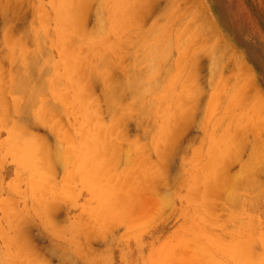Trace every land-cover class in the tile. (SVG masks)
<instances>
[{
    "label": "rangeland",
    "instance_id": "1",
    "mask_svg": "<svg viewBox=\"0 0 264 264\" xmlns=\"http://www.w3.org/2000/svg\"><path fill=\"white\" fill-rule=\"evenodd\" d=\"M15 1L14 0L13 1L12 0H8V1L7 0H0V27H1L0 31L3 30L2 32H0V35H2L0 37L3 39L5 38L4 39L5 41L0 38V47H1L0 48L1 49L0 50V87H1L0 88V104H1L0 105V109H1L0 110V264H18L17 261L19 262V264H23V263L24 264H26V263H28V264H34V263L35 264H41V263H45V264H235L234 261H235V259L237 260V258L235 257L237 255V252H238V256L241 257L239 259V261L242 259L240 262L241 264H248V263H246V259H248L250 264H264V206L260 207V205L262 204V201L259 204H257V205H259V207L257 205L252 204L253 207H251V208H253V209L249 210L250 207L247 204L250 205V203H247L246 207H244L245 203L243 204V202L241 201L242 199H244V195L247 193V191L245 189L240 188V187L238 189H236V191L238 190L237 192H239V190L241 192V198L239 200L240 201V203H239V201L237 202V199L240 197V195L237 192H235V191L233 192V190L232 191L225 190V193H224V190L221 189L223 187L219 188L220 187L219 184L216 183V187H218V191H217L215 184L210 185V183H209V182H211V180H213V182H214L215 179H217L216 182L219 181L218 183H220V180L225 181L224 179H225L226 175H227L226 180H228V178L230 176V175H228V172H229V174H232V175L233 174L235 175V173H236L237 179L241 180L242 176L244 178V176L246 174L250 175V173H251L250 170L251 169L253 170V168L255 167V166L253 167V159H252L251 151H252V149L255 148L253 143H256L259 140H261V138H260L261 133H259L258 130L254 129L251 125H249V126H251V130H253L255 133H253V131L251 132L249 130L248 124H250L251 123L250 121L253 120V119L252 120L250 119V113H251L250 110L252 111L251 114H254L253 115L254 117L259 115V116H262L261 120L264 119L263 118L264 117V102H263L264 101V0H262V1H258V0H207V1L205 0L204 1V0H201L199 2V4H201L202 1L206 2L204 4H205V6L208 5V8L211 5V7H210L211 9L210 10L208 9L209 10L208 14L210 16L207 15V17H211L212 19H210V22L212 20L213 23H215L213 25L214 27L211 26V28L213 27V29H214V30L212 29V34L214 35L215 30H216L215 27L217 26V29L218 30L220 29V33H222V34L219 33L218 35L222 36L223 37V38L221 37L222 40L224 39V42L226 43L227 48L226 47L223 48V53H222L223 56L225 55L224 56L225 60H226V57L228 58L226 60V62H224L225 65H228L229 67H231L230 66L231 64H229V63L232 62V60H231L232 55L230 56V54L228 55V53H231L232 49H233L232 51H236L237 54L243 60L242 64H244V65L241 64L240 67L233 65V69H235V72H236V74H235L236 79L231 80L232 84H230V83L228 84L229 81L227 82V84L225 83V86H227V88H228V86L230 88L232 86H234V89L236 88L235 89L236 95L231 93L232 92V91H230L231 89L230 90L228 89L229 91L226 93H223L221 91L219 98H217V99H214V97H213L214 95L212 96V94H214L213 92L215 91L216 83L215 84L211 83V81H210L211 79L209 78V76H206L210 72L209 69L207 70V67H208L207 65H209V62L211 59V57H210L211 54H209V52L207 51V46H206V45L209 46V44H205L203 41L202 42L203 45L205 44V46L202 47L203 49L200 47L201 45H199L198 48H200V49L198 50L196 47L195 48L196 52H194V54L192 53V51H190V53L188 52V54L185 56V53L183 52V55H184L183 57L187 58V59L183 58L184 59L183 61H182V59L180 60V58H178L179 61H176V59H177L176 57L177 56L179 57V55H180L179 53L182 50L180 52H178L179 49L174 50V47L176 49V46L174 45L172 52H171L172 56H173L171 58V60H172L173 64L178 63V62H180V63L178 65L177 69H174V71H171V76H173L171 78L173 81L175 80V82H173V84L175 83L174 86H171V87H174V88H172L173 91L170 90L172 92V95H171L172 97L170 96L168 99L163 98V94L161 92L163 90L160 91V89H159V92L157 94V96H158L157 99H159V102H158V100H156V102H157L156 104L160 103L159 105L164 107V111H166V112L168 110L169 111L167 112L168 114L166 113L167 116H162L160 113L157 114V126H159L158 127V133H157L158 137L157 136L153 137V138L157 137V139H155L157 142L156 145H155V143H145V144L139 143L138 145H136L137 143H135V144H132V143L129 144L128 143L129 145L127 143H122V141H124V140H125L124 142H128L129 136L132 139H133V137L134 138L141 137V139H145L147 142L148 136L146 134H144L145 132H143L142 127L139 128L140 125L136 122V120H134L133 118H131L132 119L131 120L130 117L128 118L127 115H125V117H124V115H121V116L119 115L117 122H118V125L120 124V127L123 131H121V129H120L121 133H119L118 128H120V127L117 125H116V127L118 130L117 129L116 130L118 131L119 135L123 134V132L127 133V135L123 134L124 137H123V135H121L122 141L121 140L120 141L122 144H120V142H119L120 146L116 145L118 143L109 144V146L111 148H112L111 145L113 144L112 149L114 151H117V150H115V149H117V147L119 150L117 151V153L114 151H111L110 155L112 154V152L114 154L111 155L112 157L108 156V158L112 161L113 160L116 161L118 159L116 161L118 163L113 161V163H111L110 165L106 166V164H105L102 167H100L101 169L104 168L106 171H104V173H102V174L100 171H98L96 173V176H97L96 178L93 177L91 172H90V174H91L90 176H92V179H90L91 177L88 176L87 173H86L87 175L84 174L85 172L82 173L85 178L80 173V169L82 168L81 165H84V163H82V162H85V160L82 161L79 159L80 153H78V152L81 148H82L81 153L83 151H85L83 149H87V148H85V146L80 147L81 146L80 144L82 143L81 137L86 135L87 131H91V129L89 130L87 128H89V127L92 128V125L94 124V121H91V118H90V121L84 122L82 115L85 117V116H87V114L85 111H83V113H79V111L82 112V109H83V108H81L80 104L78 105V103H80V102L72 100L73 102L71 101L72 102L71 103L68 100L69 97H67L66 99L68 100L67 102H69V104L66 105L65 103H63L64 101H62V99H63L62 97H64L65 95L60 98L61 99L60 101H62L60 103L61 106L59 103L57 104V102L59 100H57V101L55 100L57 107H58V105L60 106V111L58 109L59 107L57 108V110H54V114H53L52 118L55 117V119H54L55 122L52 121V118L50 117L52 125H49V123H51V122H48V121L44 122V120L41 121V119H43V118H41V117H43V116H41V114H43V111H42L41 107H38V105L41 101L39 99L40 98L39 96L42 94H40V93L36 94V95H38L39 98L37 96L36 97L40 101L38 100V103H36L38 105L31 107L29 110V109L25 108V105H27L28 102H26V101L23 102L24 101L23 99H19L20 97L23 98L24 95L22 94L23 95L22 96L21 94H19L17 92V89H15L16 94H14L15 91L12 92V90L15 88L14 87L15 82H14V79H12V77L7 76V74H9V73L6 72V71H8L7 69L9 68V66L7 68V65H10V63L9 64L7 63V60H9L10 57L6 56V53L3 50V49L6 50V47L9 49L8 40L6 41L7 37L6 36L4 37V35H6L4 30L5 31L8 30L9 26L14 27V29H15V27H16V29L20 28V29H17L19 32L23 26H25V25L29 26V24L31 23V25L28 28L27 27H23V28L29 29L32 27L36 30H39V33L41 32L40 34L42 35V37H44L43 40L41 39V41H42L43 45L45 43V47L42 45L41 42H40L41 43L40 46H41V48L43 47V49L45 48L44 50L46 52L44 51L45 53H43V51H42V53L47 55L46 60H48V61L50 60V63L48 62L49 66H48V63H46V62H44V64L47 65V67H48L47 69L51 70L50 73H48V74H51V72H52V74H51L52 77H50V75H47V73H45L43 71L41 73L46 74L47 76H49V78H55L54 72H56V74H57V72H60L59 75L62 74L61 72H64V70L61 71V69H63V66L61 65L62 63L59 59L60 51H58L59 50V48H57L58 45L56 47L54 43L52 44V42H49V41H51L49 39H52V37L50 38L51 35L48 32L47 27H49V30L50 29L52 30L51 34H52L53 40H54L55 39L54 38V35H55L54 32L55 31L54 30H56L55 28L56 27L58 28V25L60 24V23L58 25L56 24V23H58V21H57L58 19L56 20V14H55L56 11L52 7L51 0H37L36 3H34L35 0H17L16 2ZM139 1H142V0H138L135 3H138ZM186 1H188L187 3L190 5H187V3H185ZM190 1H192V3L197 2V0H195V1L194 0H183V2L186 5L184 3L180 4L181 2L179 4H177V1L175 2L177 4L175 6V10L177 11V13H176L177 15H174V13L176 12L174 10L172 13V16L170 17L169 22H168V24L171 23V27H169V29L167 27V32H168V30H170L172 28L170 30V32H171L170 33L171 34L170 40H172V41L168 40L170 43L172 42V44H173V40H174V38L172 36H174L175 34L177 35V32L179 33L180 31H182L183 28L186 27L191 22V19H193V17H192L193 12H191V9L193 11V7L196 8L197 5L194 6L196 4L195 3L192 6V3ZM75 2L79 3V4H77L79 6L78 7L79 10H80L81 6L83 8V10H80L81 11L80 13H78L79 11L78 12L75 11V13H78V15L77 14L75 15L76 20L74 18L73 19L75 20L77 27L80 29L82 28L85 31H90L91 28H95L96 24H98V18L97 17H99L98 12L96 11L97 9L94 8V7L98 8V6H95L97 3V0H93V1L92 0H84V1L78 0ZM32 3H33V5H30ZM85 3H87V4L85 5ZM135 3H134V5H135ZM139 3L137 5H139ZM141 3H140V6L141 5H143V6H141V8H139L140 6L138 7L140 9V11L138 10L137 5H136L137 10H136V12L134 11V13H133V11L130 12L131 11L130 7L128 10V7L126 8V6H123V7H125L124 9L127 10L126 12L129 11V14H131V13H132V15L135 13L137 14V11H139V14H137L138 18L136 16V14L134 15V17H136V18H132V20L134 19V22L132 20H131V22L130 21L127 22L126 27H127V29H130V31L127 30L126 33L128 32L127 34H129V33L130 34L126 35V33L123 32L121 35L124 34V36H122V37H121V35L118 36L121 39L126 38L127 40H129V37L134 38L135 33L133 31H135V32H136V30L139 31V28L136 25L139 26L142 23L143 25L142 24L141 25L144 28V25L150 21L149 19H151V17L155 16V14L159 13L161 11V9H163V7L165 5V0H143V2H141ZM209 3H212V4L209 5ZM35 4H38L40 6V8H38V9H41L40 12H36V8H34V11H33V7L34 6L37 7V5H35ZM204 4H203V8H202V6L199 9L194 8L196 10L195 12H197V11H199L198 13L201 12L200 15L201 14H204V15L207 14V13H205V11L208 12L206 10L207 7H205ZM17 5H20V6H17ZM181 5H183V7ZM188 6H191V9H189L190 7H188ZM212 6L214 8H212ZM24 7H26V9ZM134 7L135 6L131 5V9L134 10L135 9ZM180 8H182L183 10ZM184 8L185 9L187 8V9L185 10ZM178 9H180V11H182V12L184 11V12L183 13L181 12V14H180V11ZM187 10H188V13L190 10L189 15H191V17L188 15ZM212 11H214V12H212ZM173 15L175 16V18ZM215 16H217V17H215ZM135 19H140L138 21H141V23H139V24L135 23L136 22ZM180 19H183V20H180ZM42 20H44L43 21L44 25L47 24L46 25L47 27L42 26L43 23L42 24L39 23ZM185 20H186L187 24H186ZM188 20H190V21H188ZM26 21H29L30 23L26 22ZM142 21H144V22H142ZM176 21H178V22L181 21V22L178 23ZM45 22H46V24H45ZM24 23H26V24H24ZM131 23H135V25L131 26L132 25ZM150 23H151V21H150ZM184 23L186 26L181 25ZM128 24H130V26ZM211 24H212V22H211ZM4 25H5V27H2ZM149 25L147 24L146 26L148 27ZM6 26H7V28H6ZM88 27L89 28L91 27V28L89 29ZM179 27L180 28L183 27V28L179 31L178 30ZM2 28H4V29H2ZM131 28H133V29H131ZM43 29H45V31L46 30L47 31L45 32ZM176 29H177V31H176ZM173 30H174V32H173ZM217 32L218 31L216 30L215 34H217ZM2 33H5V34H2ZM137 33H139V32H137ZM19 34H20V32H19ZM43 34H44V36H43ZM133 34H134V37H133ZM170 34L168 36H170ZM212 34H211V37H212ZM18 35H17V37L21 38V36H18ZM166 35L167 34H165V36ZM176 35H175V37H176ZM46 36H48L49 38ZM14 37H16V36H14ZM17 37H16V39L18 40ZM215 37H217V36L214 35V39H216ZM8 39H10V37ZM24 39L25 38H23L22 40H24ZM214 39L212 38V40H210V41L214 42ZM10 41H11V39H10ZM19 41L22 42L21 40H19ZM121 41L118 43V40H117V44L122 45V44H125V42H126V41L123 42V40H121ZM219 41H221V39ZM1 42H3V43H1ZM16 42L17 41H13V43H16ZM212 42L210 45L213 46ZM49 43H50V45H49ZM18 44H19V42H18ZM222 44H223L222 46L224 47L225 46L224 43H222ZM11 45H10L11 52H12V54L14 52V56H15L16 51L12 50L13 46H11ZM26 45L28 47L30 46L27 43H26ZM4 46H6V47H4ZM20 48L21 47H19V49ZM30 49L31 48L29 47V50H27V51H31ZM209 49L211 51L212 47L210 48V46H209ZM22 50L26 51V47H25V49H22ZM175 51H177L178 54ZM1 52H2V54H1ZM19 52L17 51L16 53H19ZM40 54H41V51H40ZM189 54H191L192 56L190 55V57H189ZM6 57H8V59ZM48 57H50V58H48ZM43 58L45 60V55H43ZM174 58H175V62H174ZM113 59H115V57ZM51 60L54 63L53 62L51 63ZM110 62H109V65H112V63H113V66H114L116 64V62H112V61H110ZM50 64H52V66ZM176 65L177 64H175L174 67ZM55 66H56V68H55ZM115 66H118V65H115ZM50 67L53 70L50 69ZM116 68L117 67L114 68L116 73L114 71H112V74L109 73V75L113 76L114 73L119 74L117 72L119 70V66L117 69ZM114 69H112V70H114ZM207 71H209V72H207ZM172 73H173V75H172ZM194 73H195V75H194ZM6 76L10 79L5 78ZM43 76L44 75H42L41 77H43ZM207 77L209 79H207ZM49 78L44 77L46 82H47V79H49ZM182 79L183 80L185 79L184 81H186V80L187 81L184 82ZM41 80H43V79L41 78ZM169 80H170V78H169ZM169 80H168V82H169ZM207 80L210 81V82H208L209 83L208 87L206 85ZM51 81L52 80H48V83H47L48 85L51 84L50 86L45 85L46 90H47V88H48V90L51 89V91H52V89H54V85H52L53 82H51ZM182 81L184 83H182ZM49 82H51V83L49 84ZM165 82H167V81H165ZM165 82L163 83L164 85L167 84ZM189 82H192L194 84V86H196V88H197L196 91L190 90V94H188L189 91L187 92L186 89H184L186 87H189ZM3 83H4V85H3ZM171 83L172 82L170 81L168 90H169V88H171L170 87ZM10 84H11V86L14 85L13 86L14 88L10 87ZM173 84H171V85H173ZM183 84L184 85L187 84L188 86L184 87ZM162 85H160V86H162ZM164 85H163V87H164ZM181 85H183V87ZM210 85H212V86H210ZM235 85H238V86L236 87ZM99 86H100V88H99ZM101 86L102 85H101L100 81H96V80H93L92 82L89 81L88 83H86L83 86V91H85V93H88L91 97H94V98L99 100V105L102 109V115H103L102 117H104L103 119L106 120L107 113H105V114L103 113V112H105L104 107L106 104L102 100L103 93H102V87ZM3 87H5L4 90H3ZM60 87L61 88L58 90L59 91L58 93H60V90H62V92L64 93L65 91H63V90H65V88L62 86H60ZM181 87H182V89H181ZM206 87H207V89H206ZM202 89H204L205 91ZM209 89H211V90H209ZM46 90L43 89V91H45V92H46ZM48 90H47V92H48ZM66 90H67V87H66ZM71 90L73 91V89L69 88L68 92L70 94H73ZM183 90H184V93L186 92L188 94V95L184 94V95L188 96V99L182 100L180 98L183 95L182 94ZM43 91H41V93ZM45 92H43V94ZM47 92H46V94H47ZM54 92H55V90H53L52 94H53V96L56 97ZM62 92H61V95L63 94ZM68 92H67V95H70ZM167 92L168 91L164 92V96H166V97H167ZM49 93L47 94V97H49ZM237 93L240 96L239 95L237 96ZM13 94L15 96H13ZM46 94L41 96V97L44 96L43 100H44V98L47 99V97H45ZM228 94H229V96L232 94L231 96H233V97H231V99L228 97V100H227L226 95H228ZM50 95H51V93H50ZM61 95L59 94V96H61ZM253 95H255V96H253ZM55 97H54V99H56V98L58 99V97H56V98ZM207 97H208V99H207ZM224 97L226 98V100ZM15 98H17L18 100ZM172 98H173V100H172ZM177 98L178 99L180 98V99L177 100ZM241 98H242V100H241ZM48 99H49V101H50V99H52V102L54 101L52 96H51V98H48ZM12 100H14V102ZM20 100H22V101H20ZM101 100H102L103 104H101ZM230 100H232V101H230ZM233 100L236 103L235 105H233L234 104ZM15 101L17 102V104L20 102V105L21 104L22 105L19 108H17L18 105L17 104L15 105V103H16ZM178 101H179V103H178ZM225 101H228V102H226V103H228L227 105H226ZM237 101H238V103H237ZM241 101H242V103H241ZM192 102H194V103H192ZM244 102H245V104L243 105ZM239 103L242 105H240ZM250 103H253V105L251 104L252 105L251 109H250ZM48 104H50V102ZM72 104H74L75 107ZM174 104H175V106H174ZM178 104H179V106H178ZM218 104H219V106H218ZM221 104H222V106H221ZM51 105H53V104L51 103ZM254 105H255V108L257 107L256 109H258L257 111H259V112H256V109H254L255 112L257 113V115H255V113H253ZM259 105H260V107H259ZM62 106L63 107L67 106V108H69V109H67L65 107V117H64V113H63L64 111H61ZM224 106H227V107L224 108ZM234 106H236V107H234ZM36 107H38L41 110V111L39 110V112H41L40 115L34 113L36 117L40 118L39 119L40 121L37 120V118H35L33 116L34 115L33 112L31 113V109H33V110L38 109ZM215 107L218 109H216ZM78 108H80L79 111H78ZM204 108H206V109H204ZM226 108H227V110H226ZM237 108H238V111H240V112L237 111ZM87 109H89V108H87ZM62 110H64V109H62ZM244 110L247 112H245ZM231 111H232V113L230 116L228 114ZM242 111H244L245 113H243ZM59 112H61L62 114H58ZM66 112H69V114ZM90 112H91V108H90ZM23 113H24V115H23ZM212 113H213V115H212ZM214 114H216L217 118H216V116L213 117ZM237 114H238V116H237ZM244 114H245L244 121H242ZM57 115L58 116L60 115L63 118L59 117V119H58ZM158 115H159V117H158ZM202 115L204 116V119H205V115L206 116L208 115L206 117V120L203 119ZM56 116H57V118H56ZM221 116H223V117H221ZM226 116H228V118ZM235 116L237 118H235ZM87 117L89 118V116H87ZM239 117L242 119H240ZM48 118H47V120H48ZM251 118H253V117L251 116ZM255 118H257V117H255ZM259 118H257V119H259ZM227 119H228V121H225ZM33 120H35V121H33ZM202 120H203V122L205 121L204 124H203ZM214 120H215V122H214ZM216 120H218V122ZM232 120H233V122L235 121L234 125H233ZM245 120H247V122H248L247 124L245 123ZM261 120L259 119V120L253 121V122L255 123V125L259 124L258 126H260V125L264 126L263 125L264 122ZM23 121H26V122H23ZM37 121H38V123H37ZM57 121L58 122L61 121L60 122L61 124L64 122V124L61 125ZM131 121H132V123H131ZM208 121H210L211 124ZM219 121L220 122L222 121L221 124ZM241 121L244 124H242ZM259 121L262 123L260 124ZM56 122L58 123V125ZM117 122H116V124H117ZM83 123H85V124H83ZM134 123H135V125L137 124L136 126H138V127L133 125ZM53 124H56V127H54L55 125L53 126ZM80 124H81V126H80ZM97 124L98 123H96L95 125H97ZM170 124H172L171 125L172 127H170ZM202 124H203V126H202ZM175 125H176V127H175ZM237 125H238V128H236ZM239 125L241 127L243 125V127L241 128ZM245 125H246V128H244ZM18 126H19V128H16ZM64 126L66 128L67 127L69 128V131L66 133L70 132L71 136H69L68 134L65 135L64 134L65 132L62 133V129H63V131L65 129ZM262 126H260V127L262 128V130H264V127H262ZM28 127H29V129H28ZM94 127H96V126L93 125V129H94ZM209 127H211V128H209ZM20 128H23V130H21ZM25 128L28 130L27 131L28 133L26 132ZM54 128H56V129H54ZM170 128L174 129L171 131V133H169ZM60 129H61V131H60ZM245 129L249 130L250 132L246 130L248 132V133H246L244 131ZM20 130H21L22 134H24V132H25V135L21 134L22 136H24V138L22 136H20V134L16 135V131L20 132ZM52 130L54 131V133ZM203 130L205 131V134H204V132H202ZM174 131H175V133L176 132L177 133L172 134V132H174ZM256 131H257V133H256ZM229 132H231V134L233 136L235 135V137H233ZM162 133H164V134H162ZM165 134L167 136L166 138H165ZM170 134L172 136V139H171V137H168V136H170ZM243 134L245 136H242ZM254 134H256L257 136L259 135L258 140H256L257 136H255ZM29 135L31 137H29ZM37 135L39 138L37 137ZM62 135H65V137L68 136L67 138H71L72 140L70 139V141H76V142H73L75 145H72L73 143L72 142L70 143L68 141V139L66 142L65 137L62 138ZM201 135L202 136L204 135V142L202 141L203 145L200 144L201 140H203V139H201V138H203V137H201ZM236 135L238 136V138ZM207 136H208V138H207ZM231 136H232L233 141L236 145L235 148L232 145L233 142H232V139H230ZM27 137H28V139H27ZM22 138H23V141L25 139L26 142L30 141V143H32L33 141L36 142L37 139L39 140L41 138L42 139L41 141H43L42 145H44V143H46L47 146H49L50 148L48 147V149H47L46 144L44 145V147H42V145L37 146V144H36L37 142L36 143L34 142V144L32 143L31 145H29L30 143L27 142L26 144L31 146V148H30L31 152L30 153L25 152V150H28V148H29V146H28V148L25 150H23L24 148H22V150L25 152V153H22L23 151L22 152L20 151L21 150L20 148L23 147V144H24L21 141ZM30 138H31V140H30ZM167 138H169V139H167ZM236 138L239 140H237ZM17 139H20V141H18ZM61 139H62V141H60ZM210 139H212V140H210ZM145 140H144V142H145ZM160 140H161V142H160ZM167 140H169L168 141L169 145H167V142H166ZM173 140H175V141L172 142ZM199 140H200V142H199ZM59 141H60V144L58 143ZM229 141H231V142H229ZM235 141H237V142H235ZM196 143H197L198 147H197ZM212 143H223V144H225L224 146L226 149H228L229 147L233 148V149L229 148L230 149L229 151L227 150L228 152H231V153H229L230 156H227L228 153L227 154L225 153L226 154L225 158H222L220 160V162L223 166L218 165L219 160H217V158H218L217 151L213 150V148L211 147ZM19 144H22V146L21 145H20V147L17 146ZM35 144H36V146H35ZM82 144H84V143H82ZM92 144L94 145V143H92ZM125 144H127L129 146L126 148H131V145L132 146L135 145V147H138L140 145V147L141 148L143 147L144 150H143V148L141 149L140 147L135 149L133 146L134 149L131 148L130 154H128L126 156V153H125L126 149H124L126 146ZM226 144L231 145L232 147L231 146L226 147ZM53 145H54V147H53ZM76 145L79 146V148H77L78 146L76 147L77 153H76V150L74 148V146H76ZM87 145L88 144H86V146ZM104 145L105 144L100 145V143H98V146L94 145L97 147V150H95V152H97V157L99 159L101 157V159L103 160L100 162V166L102 164L106 163L107 162L106 160H108V158L107 159L105 158V156H107V155H104V154H106L105 151H107V149H105L103 147ZM114 145L116 146V148ZM164 145H166V146H164ZM243 145H244V147H243ZM26 146H25V148H26ZM65 146H70V147L72 146V147H71V149H69L70 147H65ZM89 146H90V144H89ZM158 146L160 148L163 147L165 149V151H167V152L164 154L165 151L161 150ZM33 147H36V148H33ZM41 147L43 148L44 152H45V150H47V152H45V153L47 156L49 155L48 159L51 158L52 160L55 161V162H53L54 166L51 167V169L53 170V168H54L56 172L54 170H53L54 172L50 171V168L49 169L43 168V166L47 167V168L49 165L51 166L50 162H49V165L48 164L46 165V163L48 161H50V159L49 160L47 159L46 163L44 164L41 162V160L44 158L42 156L40 163H42L44 165H41L38 162L39 157L41 156L42 153H44V152L41 153V151H42ZM90 147L93 149L92 145ZM96 147H94V148H96ZM105 147H108V145H105ZM240 147H241V150H239ZM67 148L69 151L67 150ZM100 148L103 149L102 150L103 152H100ZM111 148H109V149L111 150ZM32 149H34V151L36 149H38V150L36 152H34ZM121 149L122 150L124 149L125 154H123V151H121ZM139 149H141V150H139ZM48 150L51 152H49ZM53 150H55V151H53ZM62 150H64V151H62ZM73 150L75 153L72 152ZM87 150H86V152H87ZM110 150H109V152H110ZM136 150H138V153ZM119 151H121V152H119ZM134 151H135V154L137 153L136 155L135 154L133 155ZM140 151L142 153L144 151L145 154L143 153V155L147 156V154H149L148 155L149 158L151 157L153 159V160H151V159L150 160L152 162L156 163V164H154L150 161L151 165H153V166L156 165L154 168L153 167L151 168L152 171H154V169H155V171H154L155 173L153 172V174H152V171H150L151 169L149 168L147 170L150 173L147 175L148 171H146V169H143V168L150 167L149 166L150 164L147 163L149 159L148 158L145 159L146 156H143ZM196 151L197 152L199 151L200 155H198V153ZM234 151H235V154H234ZM86 152H83V153H86ZM93 153H94V151H93ZM115 153L118 156H116ZM25 154H27V156L30 155L29 158L31 157V159H30L31 162H29V163L27 162L29 164L28 166H26L25 159H28V158L26 157ZM38 154H39V156L37 157L36 155H38ZM76 154H77V156H76ZM225 154H222V157ZM22 155H24L23 158L26 157L24 159V161H22L23 160ZM32 155L37 157V161H36V157H32ZM46 155H44V156H46ZM114 155L116 156L115 158L113 157ZM193 155H195V156H193ZM123 156H124V158H123ZM125 156H126L127 160L125 159ZM134 156L137 157V159H140L139 157L143 156L145 161L142 159L143 160V161L141 160L142 162L139 161V163H136L137 159H135ZM210 156H212V158ZM143 157H141V158H143ZM209 158L211 159V162L209 161ZM32 159H35V161H34L35 166L33 165ZM223 159H225L226 163H224V162L222 163ZM250 159H252L251 169L249 168L250 165H248V163L250 164ZM52 160H51V162H52ZM71 160L72 161L74 160L73 163L76 162L75 165H73ZM110 160H109V163H110ZM129 160H130V162H129ZM194 160L196 162H194ZM125 161H127V162L125 163ZM35 162H37V164H35ZM70 162H71V165H70ZM143 162L144 163L146 162V164H143ZM242 162H243V164H242ZM23 163L25 165H23ZM65 163H67L66 166H65ZM78 163H80V164H78ZM140 163L143 164V166ZM209 163H210V165H209ZM213 163H216L217 167L214 166L215 164L213 165ZM38 164L40 165L39 171H38L39 168L37 166ZM62 164H63V166H62ZM115 164H117V165H115ZM137 164L138 165L140 164L143 168H140L141 166H136ZM159 164H160V166H159ZM245 164H247L248 167ZM111 165H112V169L109 168ZM113 165H115L116 166L115 168H117L118 170L115 168L113 170ZM124 165L130 166V168L127 166V168H125V170L126 169H128V170L125 171ZM242 165H244L248 169L243 167ZM36 166H37V168H35ZM71 166H72V168H70ZM119 166H120V169H119ZM209 166H211V167H209ZM218 166H219V168H221V169H219L220 171L222 169L225 170L226 174L222 171V173H224L225 175L216 171V170H218ZM262 166H263V170L261 169ZM262 166L257 170V172H259V170H260V173H258V175H257V172L255 174L256 170H254V171L251 170V171H252V173L254 172L255 176L256 175L261 176V177H257V178L258 179L261 178L259 180H261V182L263 183V178H264V175H263L264 174V172H263L264 171V164L263 163H262ZM83 167L85 168V166H83ZM157 167H158V169H159V167L162 169L156 170ZM222 167H224V168H222ZM63 168L65 169L66 172L64 171ZM76 168L78 170H76ZM43 169L44 170L46 169L48 171L44 172ZM57 169H58V171H57ZM138 169L141 172L140 171L137 172L136 170H138ZM214 169H216L215 170L216 172L214 171ZM42 170H43V172H42ZM116 170H117V173H116ZM208 170L210 172H208ZM261 170L263 173L261 172ZM35 171L37 173L34 174ZM108 171L110 173L112 171V174H109ZM113 171H114V173H113ZM123 171H125V172H123ZM144 171H146V174L144 173ZM206 171L208 173H206ZM212 171L215 172V174L218 173V174H221L224 176L220 175L219 179L218 178L214 179L213 177L215 176V174L213 176L211 174V173H213ZM232 171H233V173H232ZM244 171H245V173H244ZM40 172L42 173V175H40ZM47 172H49V173L52 172V174L50 175ZM136 172H137V175L134 176L136 174ZM238 172L240 173V175H238ZM64 173H66V174H64ZM76 173H78L80 175H77ZM123 173H124V177H123ZM46 174L48 175V177L45 176ZM128 174H129V177L127 176ZM159 174L160 175L162 174V175L160 176ZM206 174H208V176ZM210 174H211V177H210ZM49 175L55 179H52V180L50 179L51 180L50 181ZM67 175H70V176H67ZM75 175H76V177H75ZM53 176H55V177H53ZM61 176H63V177H61ZM137 176H138V178H137ZM239 176H240V178H238ZM121 177L124 179H122ZM139 177H141V179H139ZM221 177H222V179H221ZM230 177H233V176H230ZM136 178H137V180H136ZM152 178H154V179H152ZM205 178L207 180H205ZM234 178L235 177L231 178V181L230 180H228V181L232 182V179L235 180ZM46 179L49 182V184H47L48 183L47 182L45 185L44 184L42 185V183H44V181H46ZM86 179H88V180H86ZM103 179L106 182H104ZM178 179H179V181H178ZM135 181H137V182H135ZM142 181L146 182L145 184H147V186L145 184H143ZM206 181H208V183ZM139 182H141V184H143V186L141 184H138ZM225 182L228 183L227 181H225ZM104 183H107V184L110 183V185H112V186H109V184L107 185ZM157 183H158V185H157ZM221 183H223V182H221ZM118 184H120V185H118ZM136 184L140 185L141 189H143L145 186V188H144L145 191L144 190L142 191L140 189V186H137ZM160 184H162V185H160ZM40 185H42V186H40ZM103 186H109V187L106 188ZM92 187H94V188H92ZM98 188H100V189H98ZM105 188L107 190L108 189L109 190L107 191ZM115 188H116V190H115ZM137 188L140 189L141 191L138 190ZM149 189H151V190H149ZM219 189H221V191H223V192H221ZM111 190H114V191H111ZM121 191H122V193H121ZM245 191H246V193L244 194ZM107 192H109L110 194H108ZM112 192L115 194L113 195ZM138 192H140V193H138ZM231 192H233V194ZM104 194L111 195V198H108V196H106ZM223 194H224V196H223ZM235 194H238L239 197L236 198L237 195L235 196ZM242 194H243V197H242ZM248 195L247 196L245 195V199H244L245 202H247V199H249L250 196H252V195H250V196H248ZM114 196H115V198H114ZM219 196H220V198H219ZM106 197L108 199H104ZM100 198H101V201L99 200ZM135 198H136V200H135ZM102 199L106 200L105 201L106 203L102 202V201H104ZM109 199H111V200H109ZM139 199H140V201H139ZM155 199H157V200H155ZM225 199H227V200H225ZM262 199H264V196L262 197ZM107 200L109 201V203ZM146 200H148V201H146ZM159 200H162V201L159 202ZM164 200L166 201V203H164L165 202ZM219 200L220 201L223 200V202H220ZM124 201L125 202L127 201L125 203V205H124ZM241 202H242V206L244 205L242 208L243 211L239 210L242 207ZM248 202H249V200H248ZM115 203H116V205H115ZM122 203H123V207H122ZM106 204H107L108 209L106 208V210H105L103 207H106ZM108 204H109V206H108ZM153 204H154V206H153ZM227 204H229L228 206H230V207H227ZM263 204H264V200H263ZM112 205H114V206H112ZM219 205H221V206H219ZM238 205L241 207H239ZM116 206H118L117 209H116ZM155 206H157V207H155ZM130 207H132L133 210L130 209ZM225 207H226V209H225ZM127 208H129V211ZM139 208L141 209V212L143 214H141V212L139 211L140 210ZM227 208H228V210H227ZM244 208L247 212L244 210ZM102 209H104V210H102ZM125 209H127V210H125ZM230 209H232V210H230ZM114 210H115V212H113ZM218 210H220L221 212ZM101 211H102V213H101ZM118 211H119L120 215L117 214ZM151 211H152V213L149 215L148 213H150ZM216 211H218L219 213L218 212L216 213ZM226 211H227V214H226ZM112 212L115 214H113ZM129 212L133 215L135 212H140L141 215L138 214L139 216L136 217V213H135V216L133 218L132 217L133 215L130 216ZM105 213H106V216H105ZM223 213H225V214H223ZM233 213H235V214L233 215ZM241 213L243 214V216ZM110 214H111V216H110ZM92 216H96V217H92ZM107 216H109V217H107ZM115 216H116V218H115ZM140 216L142 218H140ZM110 217L112 218V220ZM125 217H127V218H125ZM131 217L136 221H134ZM145 217H147V219L143 220ZM108 218H110V219L107 220ZM123 218H124V220L128 221V225L126 224L127 223L126 221H125V223L122 221ZM114 219L117 220V222L113 221ZM131 219H132V221H131ZM226 219L229 220V222ZM108 221H111L112 223L108 222ZM118 221H122L123 223L118 222ZM234 221L237 223L236 225H234L235 224ZM132 222H134V223H132ZM139 222L142 225H143L142 222H145L144 223L145 226L141 227V224ZM109 223L112 225H110ZM223 223H225L224 226L222 225ZM219 225H220V227H219ZM137 226H139V227L136 230ZM221 232L224 235H222ZM248 232H250V233H248ZM17 233H19L18 234L19 237H16V236H18ZM26 233H27L28 238H26ZM21 236H22V238H21ZM220 236H223V237H220ZM23 239H27V243ZM235 239H237L236 242H234V241L232 242V240H235ZM245 239H246V241H245ZM11 241H13V242H11ZM219 242H220V244H219ZM22 243L24 245H22ZM229 244H231L233 246V248ZM29 245H31V246L29 247ZM224 245L228 246V247H224ZM234 246L236 248L238 247V250ZM239 246H242V247H240V248H242L241 250H240ZM243 246H244V248H243ZM24 247H26V248L28 247V248L25 249ZM231 250H233L234 254L230 253V252H232ZM29 251H31V253H28ZM235 251H237V252H235ZM16 252L18 255L16 254ZM246 252L248 254V257H247V254H245ZM227 253H230V254H227ZM240 253H242L244 255H240ZM255 254H257V255H255ZM15 255L19 260H17V258L14 257ZM21 255L25 261L21 260L22 259L20 257ZM230 255H234V256L232 257ZM245 255H246V259H244ZM64 257H66V258H64ZM211 257H215V258L211 259ZM231 257L233 260L231 259ZM249 257H250V260H249ZM34 258H36L37 260ZM218 259L219 260L221 259V260L219 261ZM40 260H42V261H40ZM239 261H237V264H240V263H238Z\"/></svg>",
    "mask_w": 264,
    "mask_h": 264
},
{
    "label": "bare ground",
    "instance_id": "2",
    "mask_svg": "<svg viewBox=\"0 0 264 264\" xmlns=\"http://www.w3.org/2000/svg\"><path fill=\"white\" fill-rule=\"evenodd\" d=\"M8 1V0H7ZM13 1V0H12ZM15 1V0H14ZM17 1V0H16ZM15 1V2H16ZM36 1L37 0H35V2L34 3H36ZM75 1H78V0H51V3H52V7L55 9V11H56V20L58 21V23H56L57 25H58V28L56 27L55 29L56 30H54L53 32L55 33V35H54V40H53V36H52V30L50 29L49 30V27H47L46 25V22H45V24L46 25H44V23H43V21L44 20H42L41 22H39L40 24H42V26H44V27H47V29H48V32L50 33V38L52 37V39H49V40H51V41H49L48 39V41L49 42H52V44L54 43L55 44V46L57 47V45H58V47L57 48H59V50L58 51H60V55H59V59H60V61H61V65L63 66V69H61V71H63L64 70V72H61L62 74H60L59 75V73L60 72H57V74H56V72H54L53 74L55 75V78H49V76H47V75H50V77H52L51 76V74H52V72H51V74H48V73H50V71L51 70H49V69H47L48 67H47V65L46 64H44V62H46V63H50V60L48 61V60H46V54H43V53H45L46 51L43 49V47L41 48V46H40V44L42 43V41H41V39L43 40V38L44 37H42V35L39 33V30H36V29H34V28H29V29H26V28H23V27H29L30 25H31V21L29 22V21H26V22H29L30 24H29V26H27V25H25V26H23L22 28H21V30L19 31L20 32V34H19V32H18V30L17 29H20V28H17L16 29V27H15V29H14V27H11V26H9L8 28V30H4V32L6 33V35H4V37L6 36L7 38H6V41L8 40V47H9V49L6 47V46H4V47H6V50L5 49H3L4 51H5V53H6V56H9L10 57V59L9 60H7V63L9 64L10 63V65H7V68H8V66H9V68L7 69L8 71H6V72H8L9 74H7V76L8 77H12V79H14V82H15V88L13 87V86H11V84H10V87H13L14 89L12 90V92L13 91H15V93L14 94H16V90L15 89H17V92L19 93V94H23L24 95V97L22 98V97H20L19 99H23L24 101L23 102H28V104L27 105H25V108H27V109H29L30 110V108L31 107H33V106H37L38 104H36V103H38V100L40 101V103H39V105H38V107H41L42 108V111H43V114H41V112H39V108L38 107H36V108H38L37 110L36 109H31V113L33 112V114L35 113V114H38V115H40L41 114V116H43V117H41V118H43V119H41V121L42 120H44V122L45 121H48V122H51V120H50V117L52 118L53 117V114H54V110H57V108L59 109V111H60V106H61V102L62 101H64L63 103H65L66 105H68L69 104V102H71L72 100L73 101H77V102H80V103H78V105L80 104V106H81V108H83L82 109V112H80L79 111V109L80 108H78V111H79V113H83V111H85L86 112V114H87V116H89V118L87 117V116H83L82 115V117H83V119H84V122H86V121H90V118H91V121H94V126H96V127H94V129H93V125H92V128L91 127H89V128H87V129H91V131H87L86 132V135H84V136H82L81 138V142L82 143H84V144H82L81 142V146L80 147H83V146H85V148H87V149H83V150H85V151H83V152H86V150H87V152L86 153H81V149L79 150V152L78 153H80V157H79V159L80 160H82V161H84L85 160V162H82V163H84V165H81L82 166V170L80 169V173L82 174L83 172H85L84 174L85 175H87L88 174V176H90L91 174H92V176L93 177H97L96 176V173L98 172V171H100L101 172V174L102 173H104V171H106L104 168H100V167H102L103 165H105L106 164V166L107 165H110L111 163H113V161H115V160H110L109 158H108V156L109 157H112L111 155L112 154H114L113 152H112V154L110 155V153H111V151H114L112 148H113V144L111 145L112 146V148L109 146V144H111V143H118V144H116V145H119L120 146V144H122V143H129V144H135V143H137L136 145H138L139 143H143V144H145V143H155V145H156V140L155 139H157V137H158V127L159 126H157V114L158 113H160L162 116H167V112L169 111H164V107L163 106H161V105H159V104H156L157 102H156V100H158V102H159V99H157V94H158V92H159V89H160V91L161 90H163V91H161L162 92V94H163V98H166V99H168L171 95H172V92L171 91H173L172 90V88H174V87H171V86H174V84H173V82H175V80L173 81L172 80V78L171 77H173V76H171V71H174V69H177V67H178V65H179V63L180 62H178V63H175V64H177L175 67H174V65L175 64H173V62H172V60H171V58L173 57L172 56V49H173V46L175 45L176 46V49H175V47H174V50H178L179 49V51L178 52H180L181 50V52L179 53L180 55H179V57L177 56H175L177 59H176V61H179V59L178 58H180V60L182 59V61L184 60L183 58H185V59H187L186 57H183L184 55H183V52L185 53V56L188 54V52L190 53V51H192V53L194 54V52H196V47H197V49L199 50L200 48H198V46L199 45H201L200 47L202 48V47H204L205 46V44H209V46H210V48L212 47V50L210 51V49H209V46L208 45H206L207 46V51L209 52V54H211L210 55V57H211V59H210V62H209V65H207L208 67H207V70L209 69V71H207V72H209L208 73V75H206V76H209V78L211 79L210 81H211V83H216V87H215V91L213 92L214 94H212V96L214 97V99H217V98H219V95H220V93H221V91L223 92V93H226V92H228L230 89V91H232L231 93H233L234 95H236V88L234 89V86H232L231 88L228 86V88H227V86H225V83L227 84V82H228V84L230 83V84H232V82H231V80H234V79H236L235 77V74H236V72H235V69H233V65H235V66H237V67H240L241 66V64H242V62H243V60L241 59V57L237 54V52L236 51H232L231 50V53H228V55L230 54V56H231V60H232V62H230L229 64H231L230 66L231 67H229L228 65H225V63L224 62H226V60L228 59L227 57H226V60H225V55L223 56V48H225L226 47V43L224 42V39L222 40V36H219L218 34L220 33V29L218 30L217 29V26L215 27L216 28V30L218 31L217 32V34H215L216 33V30H215V33H214V35L215 36H219L218 38L217 37H215L216 39H214V35L212 34V29H213V25L215 24V23H213V21L211 20V22H212V24H211V22H210V19H212L211 17H207V15L208 16H210L208 13H209V10L211 9L210 7H211V5L210 4H212V3H209V5H210V7L208 8V5H206L205 6V4L204 3H206V2H201V4H199V2L201 1V0H197V2H195V3H192V1H190L191 3H192V6L194 5V6H196V8L195 7H193V11H192V9H191V6H188V7H190L189 9H191V12H193V19H191V22L186 26L185 25V23L184 24H181V25H184V26H186V27H179L178 28V30L180 31L182 28H183V30L182 31H180L179 33L177 32V35H176V37H175V35L174 36H172L173 38H174V40H173V44H172V42L170 43L168 40H170V38H171V32H170V30L172 29H170V30H168V32H167V27H168V29H169V27H171V23L170 24H168V22H169V19H170V17L172 16V13H173V11L175 10V6L177 5V4H179L180 2V4H182V3H184L183 2V0H165V5H164V7H163V9H161V11L159 12V13H157V14H155V16H153V17H151V19H149L150 21H151V23H150V21L147 23L149 26L147 27L146 25L147 24H145L144 25V28L142 27V23H141V21H138V20H140V19H135L136 20V22L135 23H137V24H139V23H141L139 26L138 25H136L138 28H139V31L138 30H136V32L135 31H133L134 33H135V37H134V34H133V37L134 38H132V37H129V40H127L126 38H124V39H121L120 37H118L119 35H121L123 32H125L126 33V31L127 30H129L130 31V29H127V22H131V20H132V18H136V17H134V15L136 14H133L132 15V13L131 14H129V11L128 12H126L127 10L126 9H124L125 7H123V6H126V8L128 7V10H129V7H130V12H132L133 11V13H134V11L136 12V5L140 2H143V0L142 1H139L138 3H135V2H137L138 0H97V3H96V5L95 6H98V8L97 7H94L95 9H97L96 11L98 12V15H99V17H97L98 18V24H96V27L95 28H89L90 29V31H85V30H83L82 28L80 29V28H78L77 27V25H76V23H75V18H76V14L78 15V13H80L81 11L80 10H83V8H82V6H81V8H80V10H79V6L77 5V4H79L78 2L76 3ZM84 1V0H83ZM93 1V0H92ZM177 1V4L175 3ZM179 1V2H178ZM195 1V0H194ZM205 1V0H204ZM207 1V0H206ZM258 1H262V0H258ZM82 2V1H81ZM148 2V1H147ZM188 1H186L185 3H187ZM212 2V1H211ZM6 3V2H5ZM76 3V4H75ZM88 3V2H87ZM87 3H85V5L87 4ZM134 3H135V5H134ZM140 3H139V5H137V8L140 6ZM149 3V2H148ZM175 3V4H174ZM184 3V4H185ZM198 3V4H197ZM208 3V2H207ZM142 4V3H141ZM183 4V5H184ZM203 4H204V6L205 7H207V11L208 12H206L205 11V13H207V14H201L200 15V13H198L199 11H197V12H195L196 10L195 9H199V8H201V6H202V8H203ZM30 5H33V3L32 4H30ZM35 5H37V7L36 6H34L33 7V11H34V8H36V12H40V10L41 9H38V8H40V6L38 5V4H35ZM82 5V4H81ZM84 5V4H83ZM131 5L132 6H135L134 8V10L133 9H131ZM145 5V4H144ZM162 5V4H161ZM183 5H181L182 7H183ZM186 5V4H185ZM187 5H190V4H188L187 3ZM17 6H20V5H17ZM39 6V7H38ZM141 6H143V5H141ZM141 6L139 7V8H141ZM147 7V6H146ZM25 9H26V7H24ZM23 8V9H24ZM133 8V7H132ZM138 8V10L140 11V9ZM143 8V7H142ZM174 8V9H173ZM195 8V9H194ZM212 8H214L213 6H212ZM31 9V8H30ZM38 9V10H37ZM124 9V10H123ZM144 9V8H143ZM180 9H182V8H180ZM180 9H178L179 11H180ZM185 9V8H184ZM187 9V8H186ZM185 9V10H186ZM209 9V10H208ZM183 10V9H182ZM213 10V9H212ZM75 11L76 12H78V13H75ZM139 11H137V14H139ZM176 11V10H175ZM202 11V10H201ZM84 12V11H83ZM181 12L182 11H180V14H181ZM184 12V11H183ZM182 12V13H183ZM212 12H214V11H212ZM96 13V12H95ZM126 13V14H125ZM128 13V14H127ZM156 13V12H155ZM177 13V11L174 13V15H177L176 14ZM187 13H188V10H187ZM189 13H190V10H189ZM189 13H188V15H189ZM97 14V13H96ZM136 14V16H137V18H138V15ZM149 14V13H148ZM179 14V13H178ZM211 14V13H210ZM214 14V13H213ZM81 15V14H80ZM173 15V16H174ZM185 15V14H184ZM204 15V16H203ZM18 16V15H17ZM75 16V17H74ZM181 16V15H180ZM190 17H191V15H189ZM212 16V15H211ZM96 17V16H95ZM141 17V16H140ZM179 17V16H178ZM187 17V16H186ZM215 17H217V16H215ZM75 20H74V19ZM173 18V17H172ZM174 18H175V16H174ZM183 18V17H182ZM188 18V17H187ZM28 19V18H27ZM78 19V18H77ZM217 19V18H216ZM86 20V19H85ZM178 20V19H177ZM180 20H183V19H180ZM24 21V20H23ZM61 21V22H60ZM133 22H134V19L132 20ZM171 21V20H170ZM188 21H190V20H188ZM218 21V20H217ZM97 22V21H96ZM142 22H144V21H142ZM176 22H178V21H176ZM179 22H181V21H179ZM178 22V23H179ZM185 22H186V20H185ZM216 22V21H215ZM62 23V24H61ZM135 23H131L132 25L131 26H134L135 25ZM4 24V23H3ZM7 24V23H6ZM10 24V23H9ZM24 24H26V23H24ZM176 24V23H175ZM186 24H187V22H186ZM8 25V24H7ZM33 25V24H32ZM35 25V24H34ZM56 25V26H57ZM129 26H130V24H128ZM180 25V24H179ZM217 25V24H216ZM177 26V25H176ZM211 26H213L212 28H211ZM2 27H5V25L4 26H2ZM43 27V28H44ZM1 28V27H0ZM6 28H7V26H6ZM36 28V27H35ZM2 29H4V28H2ZM1 29V30H2ZM34 29V30H33ZM46 29V28H45ZM45 29H43L44 31H45ZM131 29H133V28H131ZM175 29V28H174ZM42 30V29H41ZM214 30V29H213ZM3 31V30H2ZM2 31H0V32H2ZM43 31V32H44ZM47 31V30H46ZM45 31V32H46ZM131 31V32H132ZM176 31H177V29H176ZM137 32H139V33H137ZM173 32H174V30H173ZM5 33H2V34H5ZM48 33V34H49ZM128 33V32H127ZM126 33V35H129V34H127ZM137 33V34H136ZM19 34V35H18ZM165 34H167L166 36H165ZM170 34V36H168ZM211 34H212V37H211ZM220 34H222V33H220ZM17 35L18 36H21V38L19 39L18 37H17ZM0 36H2V35H0ZM10 37V39H11V41H10V39H8L9 37ZM14 36H16L17 38H18V40L16 39V37H14ZM43 36H44V34H43ZM122 36H124V34L123 35H121V37ZM25 38L24 40H22L23 38ZM46 37H48V36H46ZM118 37V38H117ZM127 37V38H128ZM222 37V38H221ZM1 38V37H0ZM14 38V39H13ZM49 38V37H48ZM131 38V39H130ZM211 38V39H210ZM212 38L214 39V42H212V41H210V40H212ZM2 40H4L3 38H1ZM13 39V40H12ZM46 39V38H45ZM123 40V42L124 41H126L125 42V44H122V45H118L117 44V40H118V43L121 41V40ZM221 39V41H219V40ZM19 40H21L22 42H20ZM53 40V41H52ZM218 40V41H217ZM5 41V40H4ZM13 41H17L16 43H13ZM170 41H172V40H170ZM204 41V45H203V42ZM216 41V42H215ZM226 41V40H225ZM11 42V43H10ZM18 42H19V44H18ZM41 42V43H40ZM44 42V41H43ZM122 42V41H121ZM211 42H212V44H213V46L212 45H210L211 44ZM1 43H3V42H1ZM7 43V42H6ZM24 43V44H23ZM26 43L27 44H29L30 46V50L31 51H27V50H29V47L26 45ZM222 43H224V47L222 46L223 44ZM228 43V42H227ZM12 44V45H11ZM23 44V45H22ZM6 45V44H5ZM10 45L11 46H13L12 47V50L13 51H20L19 53H16L15 52V56H14V52H13V54H12V52H11V48H10ZM20 45V46H19ZM42 45H43V43H42ZM49 45H50V43H49ZM203 45V46H202ZM228 45V44H227ZM44 47H45V43H44V45H43ZM19 47H21L20 49H19ZM25 47H26V51L25 50H22V49H25ZM1 48V47H0ZM227 48V47H226ZM42 49V50H41ZM203 49V48H202ZM209 49V50H208ZM1 50V49H0ZM8 50V51H7ZM226 50V49H225ZM40 51H41V54H40ZM42 51H43V53H42ZM45 51V52H44ZM204 51V50H203ZM206 51V52H207ZM30 52V53H29ZM175 52H177V51H175ZM178 52H177V54H178ZM225 52V51H224ZM236 52V53H235ZM205 53V52H204ZM234 53V54H233ZM1 54H2V52H1ZM236 54V55H235ZM4 55V54H3ZM2 55V56H3ZM40 55V56H39ZM43 55H45V60H44V58H43ZM175 55V54H174ZM182 55V56H181ZM190 55L191 54H189V57H190ZM206 55V54H205ZM192 56V55H191ZM12 57V58H11ZM115 57V59H113ZM195 57V56H194ZM7 59H8V57H6ZM5 58V59H6ZM48 58H50V57H48ZM209 59V58H208ZM43 60V61H42ZM110 61H112V62H116V64L115 65H118L119 66V70L117 71L119 74H115L116 72H115V67H117L118 68V66H113V63H112V65H109V62ZM181 61V62H182ZM53 61L51 60V63H52ZM56 62V61H55ZM174 62H175V58H174ZM185 62V61H184ZM49 63H48V66H49ZM54 63V62H53ZM111 63V62H110ZM183 63V62H182ZM239 64V65H238ZM51 66H52V64H50ZM54 65V64H53ZM187 65V64H186ZM242 65H244V64H242ZM113 66V67H112ZM4 67V66H3ZM111 67V68H110ZM2 68V67H1ZM55 68H56V66H55ZM116 68V69H117ZM4 69V68H3ZM2 69V70H3ZM50 69H52L51 67H50ZM111 69V70H110ZM112 69H114V70H112ZM53 70V69H52ZM45 72V73H47V75L46 74H42L41 72ZM59 71V70H58ZM112 71H114L113 73H114V75L112 76V75H109V73H111L112 74ZM195 71V70H194ZM5 72V73H6ZM240 72V71H239ZM41 74V75H40ZM210 74V75H209ZM10 75V76H9ZM42 75H44L43 77H41ZM172 75H173V73H172ZM194 75H195V73H194ZM2 76V75H1ZM5 77V78H8V77ZM57 76V77H56ZM247 76V75H246ZM44 77L45 78H49V79H47V82L45 81V79H44ZM54 77V76H53ZM41 78L43 79V80H41ZM169 78H170V80H169ZM208 77H207V79H209ZM8 79H10V78H8ZM11 79V80H12ZM54 79V80H53ZM169 80V82L171 81L172 83L171 84H173V85H171L170 84V87L171 88H169V90H168V87H169V82H168V80ZM174 79V78H173ZM240 79V78H239ZM6 80V79H5ZM48 80H52L51 82H53L52 83V85H54V89H52V91H51V89H49L48 90V88H47V90H48V92H47V90H46V86H50L51 84V82H49V84L50 85H48L47 83H48ZM93 80H96V81H100L101 82V87H102V93H103V95H102V100L105 102V107H104V110H105V112H103L104 114L105 113H107V116H106V120L105 119H103L104 117H102L103 115H102V109H101V107H100V105H99V100L98 99H96V98H94V97H91L88 93H85V91H83V86L86 84V83H88L89 81H93ZM183 80V79H182ZM185 80V79H184ZM183 80V81H184ZM3 81V80H2ZM42 81V82H41ZM45 81V82H44ZM165 81H167V82H165ZM182 81V83H184V82H186V81H184L183 82ZM210 81H206L207 82V87H208V85H209V83L208 82H210ZM241 81V80H240ZM239 81V82H240ZM44 82V83H43ZM167 83L166 85H164L163 83ZM5 83V82H4ZM4 83H3V85H4ZM188 83V82H187ZM210 83V84H211ZM13 84V83H12ZM164 85V87H163V85ZM6 85V84H5ZM46 85V86H45ZM160 85H162V86H160ZM184 85V84H183ZM183 85H181L182 87H183ZM202 85V84H201ZM45 86V87H44ZM60 86H62V87H64L65 88V90H63V91H65L64 93L62 92V90H60V93H58L59 91V89L61 88ZM167 88H166V87ZM185 86H188L187 84L186 85H184V87ZM210 86H212V85H210ZM236 87L238 86V85H235ZM66 87H67V90H66ZM161 87V88H160ZM182 87H181V89H182ZM207 87H206V89H207ZM1 88V87H0ZM4 88L5 87H3V90H4ZM50 88V87H49ZM73 89V91H72V93L73 94H70L69 92H68V89ZM99 88H100V86H99ZM163 88V89H162ZM165 88V89H164ZM178 88V87H177ZM202 88V87H201ZM210 88V87H209ZM12 89V88H11ZM43 89L44 90H46V92H47V94L50 92L51 93V95H50V93H49V97H47V94H46V92L45 91H43ZM184 89H186V91L188 92V94H190V90L191 91H196L197 90V88H196V86H194V84L192 83V82H189V87H186V88H184ZM205 89V88H204ZM204 89H202V90H204ZM229 89V90H228ZM2 90V91H3ZM6 90V89H5ZM10 90V89H9ZM53 90H55V92H54V94L56 95V97H58L59 96V94L61 95V92L63 93L61 96H59L58 97V99L55 97V96H53ZM171 90V91H170ZM209 90H211V89H209ZM208 90V91H209ZM41 91H43V92H45L44 94H43V92L41 93ZM101 91V90H100ZM165 91H168L167 92V97L166 96H164V92ZM205 91V90H204ZM207 91V92H208ZM255 91V90H254ZM67 92L70 94V95H67ZM89 92V91H88ZM170 92V93H169ZM183 93V95H182V97H180L182 100H184V99H188V96H186V95H188L186 92L184 93V90L182 91ZM42 94V95H45L46 94V96L45 97H47V99L46 98H44V100H43V97H41L42 95H40L39 97H38V95H36V94ZM170 95H169V94ZM176 93V92H175ZM239 93V92H238ZM237 93V96L239 95ZM253 93V92H252ZM13 94V96H15ZM58 94V95H57ZM160 94V93H159ZM181 94V93H180ZM184 94H186V95H184ZM230 94V93H229ZM229 94L228 95H226V97H227V100H228V97L231 99V97H233V96H229ZM22 95V96H23ZM65 95V96H64ZM67 95V96H66ZM166 95V94H165ZM169 95V96H168ZM177 95V94H176ZM17 96V95H16ZM39 98H37V97ZM51 96L53 97V99H54V97L56 98V99H54V103L52 102V99H50V101H49V99L48 98H51ZM62 96H64V97H62ZM160 96V95H159ZM191 96V95H190ZM240 96V95H239ZM253 96H255V95H253ZM259 96V95H258ZM63 98L62 99V101H60L61 99L60 98ZM67 97H69L68 98V100H69V102H67L68 100L66 99ZM71 97V98H70ZM172 97V96H171ZM177 97V96H176ZM235 97V96H234ZM260 97V96H259ZM14 98V97H13ZM65 98V99H64ZM179 98V99H180ZM210 98V97H209ZM225 98V97H224ZM261 98V97H260ZM15 99H17V98H15ZM37 99V100H36ZM71 99V100H70ZM95 99V100H94ZM178 98H177V100H179ZM207 99H208V97H207ZM211 99V98H210ZM233 99V98H232ZM18 100V99H17ZM16 100V101H17ZM43 100V101H42ZM55 100L57 101V100H59L58 102H57V104L59 103L60 104V106L58 105V107H57V104H56V102H55ZM94 100V101H93ZM102 100H101V104H103L102 103ZM172 100H173V98H172ZM225 100H226V98H225ZM238 100V99H237ZM241 100H242V98H241ZM13 102H14V100H12ZM15 101V102H16ZM20 101H22V100H20ZM37 101V102H36ZM72 101V102H73ZM168 101V100H167ZM197 101V100H196ZM220 101V100H219ZM230 101H232V100H230ZM234 101V100H233ZM260 101V100H259ZM50 102V104H48ZM71 102V103H72ZM173 102V101H172ZM226 102H228V101H225V103ZM264 102V101H263ZM35 103V104H34ZM51 103L53 104V105H51ZM62 103V104H63ZM178 103H179V101H178ZM192 103H194V102H192ZM196 103V102H195ZM220 103V102H219ZM230 103V102H229ZM237 103H238V101H237ZM241 103H242V101H241ZM13 104V103H12ZM17 104V102L15 103V105ZM75 104V103H74ZM74 104H72L74 107H75V105ZM171 104V103H170ZM204 104V103H203ZM223 104V103H222ZM222 104H221V106H222ZM228 103H226V105H227ZM236 103H235V101H234V104L233 105H235ZM240 104V103H239ZM238 104V105H239ZM245 104V102L243 103V105ZM253 105V103H250V109H251V106ZM1 105V104H0ZM7 105V104H6ZM18 105V107L17 108H19L21 105H20V102L17 104ZM77 105V106H78ZM164 105V104H163ZM208 105V104H207ZM224 105V104H223ZM240 105H242V104H240ZM5 106V105H4ZM13 106V105H12ZM71 106V105H70ZM79 106V107H80ZM174 106H175V104H174ZM178 106H179V104H178ZM218 106H219V104H218ZM247 106V105H246ZM245 106V107H246ZM66 108H67V106H65ZM65 107H61V111H64L63 113H64V117H65ZM196 107V106H195ZM225 107H227V106H224V108ZM234 107H236V106H234ZM233 107V108H234ZM241 107V106H240ZM244 107V108H245ZM259 107H260V105H259ZM87 108H89V109H87ZM90 108H91V112H90ZM160 108V109H159ZM216 108V107H215ZM257 108V107H256ZM255 108V105H254V108H253V110L254 109H256ZM62 109H64V110H62ZM67 109H69V108H67ZM204 109H206V108H204ZM213 109V108H212ZM216 109H218V108H216ZM232 109V108H231ZM235 109V108H234ZM1 110V109H0ZM11 110V109H10ZM18 110V109H17ZM23 110V109H22ZM36 110V111H35ZM89 110V111H88ZM214 110V109H213ZM226 110H227V108H226ZM233 110V109H232ZM241 110V109H240ZM258 109H256V112H259V111H257ZM8 111V110H7ZM41 111V110H40ZM67 111V110H66ZM216 111V110H215ZM234 111V110H233ZM237 111H238V108H237ZM245 111V110H244ZM242 111L243 113H245V112H247V111ZM30 112V111H29ZM90 112V113H89ZM165 112V113H164ZM238 112H240V111H238ZM250 112L252 113V111L250 110ZM255 112V110L253 111V113H255V115H257V113ZM66 113H68L69 114V112H66ZM124 113V114H123ZM167 113V114H166ZM225 113V112H224ZM231 113H232V111L228 114V115H230L231 116ZM234 113V112H233ZM250 113V119L252 120V121H250L249 123L250 124H248V126L249 125H251L254 129H256V130H258V132L259 133H261L260 134V138H261V140H259L258 142H256V143H253V145L255 146V148L254 149H252V151H251V154H252V159H253V170L251 169V167H252V159H250V164L248 163V165H250L249 166V168L252 170V171H254V170H256L255 171V174H256V172H257V170L262 166V163L264 164V130H262V128L260 127V126H262V125H260V126H258L259 124H257V125H255V123L253 122V121H256V120H261V118H262V116H259V115H257V116H255V117H257V118H259V119H257V118H255L253 115L254 114H251ZM3 114V113H2ZM32 114V115H33ZM35 114L33 115L35 118H37V120H39L40 118L39 117H36L35 116ZM58 114H62L61 112H59ZM23 115H24V113H23ZM26 115V114H25ZM121 116V115H124V117H125V115H127L128 116V118L130 117V119L131 118H133L134 120H136V122L140 125L139 126V128H141L142 127V129H143V132H145L144 134H146L147 136H148V141L146 142V140L145 139H141V137H137V138H134L133 137V139L132 138H130V136L128 137V139H129V141L128 142H124V141H122V136L121 135H123V134H126L127 135V133H125V132H123V134H121V135H119V133H121L120 132V129H121V127H120V124L118 125V122H117V119H118V116ZM160 115V116H161ZM212 115H213V113H212ZM241 115V114H240ZM243 115V114H242ZM29 116V115H28ZM31 116V115H30ZM58 116V115H57ZM57 116H56V118H57ZM91 116V117H90ZM203 116V115H202ZM208 116V115H207ZM206 115H205V119H204V116H203V119L204 120H206V117H207ZM210 116V115H209ZM216 116V114H214V116L213 117H215ZM229 116V117H230ZM237 116H238V114H237ZM251 116L253 117V118H251ZM49 117V118H48ZM59 117L61 118L62 116H58V119H59ZM158 117H159V115H158ZM221 117H223V116H221ZM227 118H228V116H226ZM244 117H245V114H244V116H243V120L242 121H244ZM6 118V117H5ZM47 118H48V120H47ZM63 118V117H62ZM88 118V119H87ZM93 118V119H92ZM216 118H217V116H216ZM235 118H237L236 116H235ZM240 118V117H239ZM238 118V119H239ZM247 118V117H246ZM249 118V117H248ZM264 118V117H263ZM54 119H55V117L54 118H52V121H54ZM169 119V118H168ZM213 119V118H212ZM226 119V118H225ZM240 119H242V118H240ZM63 120V119H62ZM61 120V121H62ZM132 120V119H131ZM176 120V119H175ZM20 121V120H19ZM33 121H35V120H33ZM40 121V120H39ZM60 121V122H61ZM64 121V120H63ZM119 121V120H118ZM165 121V120H164ZM211 121V120H210ZM210 121H208L209 123H210ZM217 122H218V120H216ZM225 121H228V119L227 120H225ZM230 121V120H229ZM239 121V120H238ZM242 121H241V123H242ZM261 121H263L264 122V119H262ZM23 122H26V121H23ZM32 122V121H31ZM43 122V123H44ZM55 122V121H54ZM58 122V121H57ZM56 122V123H57ZM60 122H58L59 124H61ZM116 122H117V124H116ZM202 122H203V120H202ZM205 122V121H204ZM204 122H203V124H204ZM214 122H215V120H214ZM220 122V121H219ZM222 122V121H221ZM221 122H220V124H221ZM232 122H233V120H232ZM231 122V123H232ZM235 122V121H234ZM234 122H233V125H234ZM254 124H253V123ZM260 122V121H259ZM37 123H38V121H37ZM41 123V122H40ZM58 123H57V125H58ZM93 123V122H92ZM96 123H98L97 125H95ZM120 123V122H119ZM131 123H132V121H131ZM207 123V122H206ZM224 123V122H223ZM245 123L247 124L248 122H247V120H245ZM257 123V122H256ZM262 122H260V124H261ZM42 124V123H41ZM64 124V122L61 124V125H63ZM83 124H85V123H83ZM160 124V123H159ZM203 124H202V126H203ZM211 124V123H210ZM219 124V123H218ZM219 124V125H220ZM230 124V123H229ZM242 124H244V123H242ZM49 125H52V122L51 123H49ZM55 125V126H54ZM116 125L117 126H119L120 128H118L117 129V127H116ZM133 125H135V123L133 124ZM137 125V124H136ZM135 125V126H136ZM172 124H170V127H172L171 126ZM174 125V124H173ZM218 125V126H219ZM226 125V124H225ZM241 125V124H240ZM239 125V126H240ZM264 125V124H263ZM53 126L54 127H56V124H53ZM52 126V127H53ZM66 126V125H65ZM64 126V127H65ZM80 126H81V124H80ZM201 126V127H202ZM251 126H249V130L252 132L253 130H251ZM50 127V126H49ZM51 127V128H52ZM58 127V126H57ZM136 127H138V126H136ZM175 127H176V125H175ZM206 127V126H205ZM222 127V126H221ZM228 127V126H227ZM231 127V126H230ZM233 127V126H232ZM241 127V126H240ZM242 127H243V125H242ZM241 127V128H242ZM262 127H264V126H262ZM16 128H19V126L18 127H16ZM27 128V127H26ZM25 128V129H26ZM134 128V127H133ZM209 128H211V127H209ZM208 128V129H209ZM236 128H238V125H237V127ZM244 128H246V125H245V127ZM21 130H23V128H20ZM28 129H29V127H28ZM54 129H56V128H54ZM67 129V130H66ZM83 129V128H82ZM119 131V133H118V131ZM137 129V128H136ZM141 129V130H142ZM217 129V128H216ZM223 129V128H222ZM229 129V128H228ZM234 129V128H233ZM248 129V128H247ZM247 129H245L244 131L246 132V133H248L247 131H249V130H247ZM21 130H20V132L19 131H16V135H19L20 134V136H22V135H25V132H24V134H22L21 133ZM66 130V131H65ZM140 130V131H141ZM172 130H174L173 128L171 129H169V133H171V131ZM226 130V129H225ZM241 130V129H240ZM239 130V131H240ZM247 130V131H246ZM28 130L26 129V132H27ZM51 131V130H50ZM53 131V130H52ZM60 131H61V129H60ZM69 131V128L67 127H65V129H64V131H63V129H62V133H64L65 135H69V136H71L70 135V132L69 133H66V132H68ZM121 131H123L122 129H121ZM125 131V130H124ZM166 131V130H165ZM236 131V130H235ZM249 131V132H250ZM142 132V133H143ZM202 132H204V134H205V131L203 130ZM207 132V131H206ZM232 132V131H231ZM231 132H229L230 134H231ZM28 133V132H27ZM26 133V134H27ZM53 133H54V131H53ZM58 133V132H57ZM175 133V131L174 132H172V134H174ZM177 133V132H176ZM175 133V134H176ZM236 133V132H235ZM253 133H255L254 131H253ZM256 133H257V131H256ZM22 134V135H21ZM162 134H164V133H162ZM167 134V133H166ZM166 134H165V138L167 137L166 136ZM263 134V135H262ZM36 135V134H35ZM65 135H62V138H64L65 137ZM82 135V134H81ZM208 135V134H207ZM232 135V134H231ZM255 136H257L256 134H254ZM146 136V137H147ZM155 136H157L156 138H153V137H155ZM217 136V135H216ZM233 136V135H232ZM232 136H231V138L230 139H232V142L234 143V141H233V138H232ZM237 136V135H236ZM241 136V135H240ZM239 136V137H240ZM242 136H245L244 134L242 135ZM259 136V135H258ZM257 136V139L256 140H258L259 139V137ZM18 137V136H17ZM23 138H24V136H22ZM29 137H31L30 135H29ZM37 137H38V135H37ZM68 136H66L65 137V139H66V142H67V139H68V141L71 143H73V142H76V141H70V139L71 138H67ZM123 137H124V135H123ZM126 137V136H125ZM132 137V136H131ZM168 137H171V139H172V136H171V134H170V136H168ZM201 137H203V138H201V139H203V140H201V142H200V140H199V142H200V144H202L203 145V143H202V141L204 142V135L202 136L201 135ZM233 137H235V135L233 136ZM23 138L21 139V141L25 144H23V147H21L19 150L22 152L23 150H25V149H27L28 148V146L29 145H31L32 143L34 144V142L35 141H31L32 143H30V141L28 142V143H30L29 145L28 144H26L27 142L25 141V139H24V141H23ZM26 138V137H25ZM33 138V137H32ZM39 138V137H38ZM42 138V137H41ZM35 139L36 140V144H37V146H41L42 144H43V141H41L42 139ZM58 138V137H57ZM61 138V137H60ZM206 138V137H205ZM207 138H208V136H207ZM237 138H238V136H237ZM236 138V139H237ZM27 139H28V137H27ZM33 139V140H34ZM64 139V140H65ZM125 139V138H124ZM127 139V138H126ZM131 139V140H130ZM167 139H169V138H167ZM229 139V140H230ZM18 141H20V139H17ZM30 140H31V138H30ZM63 140V141H64ZM72 140V139H71ZM122 141V143H121V141ZM144 140H145V142H144ZM163 140V139H162ZM210 140H212V139H210ZM237 140H239V139H237ZM42 143H41V142ZM58 141V140H57ZM60 141H62V139L60 140ZM60 141L58 142L59 144H60ZM127 141V140H126ZM158 141V140H157ZM168 141L169 140H167L166 142H167V145H169L168 144ZM175 140H173L172 142H174ZM261 141V142H260ZM119 142H120V144H119ZM160 142H161V140H160ZM164 142V141H163ZM218 142V141H217ZM229 142H231V141H229ZM228 142V143H229ZM235 142H237V141H235ZM263 142V143H262ZM78 143V142H77ZM88 144L87 146H86V144ZM92 143H94V145H96V146H98V143H100V145H103V144H105V145H108V147L109 148H111V150L108 148V147H105V145L103 146L105 149H107V151H105V153L106 154H104V155H107V156H105V158L107 159L108 158V160H106L107 162L106 163H104V164H102L101 166H100V162L101 161H103L102 159H101V157H100V159L97 157V152H95V150H97V147L96 146H94ZM165 143V142H164ZM232 143V145H233V147L235 148V143L233 144ZM36 144H35V146H36ZM46 143H44V145H45ZM89 144H90V146L92 145L93 146V149L89 146ZM127 144H125L126 146H125V148L124 149H126V151H125V153H126V156L128 155V154H130V151H131V148H133V146H134V148L136 149V148H138V147H140V145L138 146V147H135V145H131V148H126V147H129ZM166 144V143H165ZM171 144V143H170ZM231 144V143H230ZM237 144V143H236ZM240 144V143H239ZM242 144V143H241ZM20 145L22 146V144H19V145H17V146H19L20 147ZM27 145V146H26ZM44 145H42V147H44ZM49 145V144H48ZM72 145H75L74 143L72 144ZM160 145V144H159ZM196 145H197V143H196ZM206 145V144H205ZM225 144H223V143H212L211 144V147L213 148V150H216L217 151V156H218V158H217V160H219L218 161V165L219 166H223L222 164H221V162H220V160L222 159V158H225V156H226V154L228 153V155L227 156H230L229 155V153H231V152H228L230 149H233V148H228V149H226L225 148V146H224ZM238 145V144H237ZM25 146H26V148H25ZM33 146V145H32ZM46 146H47V144H46ZM78 145H76V146H74V148H75V150H76V153H77V149H76V147H77ZM115 146V145H114ZM164 146H166V145H164ZM227 146H231V145H227L226 144V147ZM239 146V145H238ZM41 147V149H42V151H41V153L42 152H44V150H43V148ZM48 147L49 146H47V149H48ZM53 147H54V145H53ZM62 147V146H61ZM65 147H70V146H65ZM72 147V146H71ZM71 147L69 148V149H71ZM94 147H96V148H94ZM124 147V146H123ZM159 147V146H158ZM169 147V146H168ZM195 147V146H194ZM193 147V148H194ZM197 147H198V145H197ZM210 147V146H209ZM232 147V146H231ZM242 147V146H241ZM241 147H240V149L239 150H241ZM243 147H244V145H243ZM22 148H24L23 150H22ZM31 146H29V148H28V150H25V152H31ZM33 148H36V147H33ZM39 148V147H38ZM50 148V147H49ZM77 148H79V146L77 147ZM115 148H116V146H115ZM133 148V149H134ZM141 148V147H140ZM143 148V147H142ZM141 148V149H142ZM160 148V147H159ZM46 149V148H45ZM92 149V150H91ZM124 149L122 150L121 149V151H123V154H125L124 153ZM141 149H139V150H141ZM158 149V148H157ZM161 150H164L165 151V149L162 147V148H160ZM198 149V148H197ZM210 149V148H209ZM33 151H34V149H32ZM38 149H36L34 152H36ZM51 150V149H50ZM66 150V149H65ZM67 150H68V148H67ZM103 149L102 148H100V152H103L102 151ZM109 150H110V152H109ZM115 150H119L118 149V147H117V149H115ZM143 150H144V148H143ZM228 150V151H227ZM49 151V150H48ZM53 151H55V150H53ZM61 151V150H60ZM62 151H64V150H62ZM69 151V150H68ZM93 151H94V153H93ZM117 151H114V152H116L117 153ZM121 151H119V152H121ZM137 151V153H138V150H136ZM149 151V150H148ZM24 151L22 152V153H25ZM45 152H47V150H45ZM42 153L41 154V156L39 157V163H40V160L42 159V156L46 159H42L41 160V162L42 163H46V161H47V159H48V156L46 155V153ZM49 152H51V151H49ZM59 152V151H58ZM73 153H75L74 152V150L72 151ZM118 152V153H119ZM141 152V151H140ZM167 151H165L164 152V154L166 153ZM182 152V151H181ZM197 152V151H196ZM233 152V151H232ZM239 152V151H238ZM33 153V152H32ZM31 153V154H32ZM60 153V152H59ZM96 153V154H95ZM109 153V154H108ZM116 153H115V155H116ZM136 153V154H137ZM143 153H144V151H143ZM143 153L141 152V154L143 155ZM162 153V152H161ZM198 153V155H200V152L198 151L197 152ZM226 153V154H225ZM34 154V153H33ZM36 154V153H35ZM46 155V156H44V155ZM62 154V153H61ZM70 154V153H69ZM135 154V151H134V153H133V155ZM135 154V155H136ZM145 154V153H144ZM163 154V153H162ZM180 154V153H179ZM196 154V153H195ZM222 154H225L223 157H222ZM234 154H235V151H234ZM26 155V157L30 160L31 159V157L29 158V156H27V154H25ZM103 155V156H104ZM113 156L114 158L116 157V156H118V155H116V156ZM120 155V154H119ZM149 154H147V156L146 155H143V156H146L145 157V159H149L148 160V164H150L149 166L150 167H146V168H143L142 166H143V164H146V162L144 163L143 162V164H137L136 166H141L140 168H143V169H146V171H148L147 169H151L152 167L154 168L156 165H151V160H153L151 157L149 158V156H148ZM183 155V154H182ZM197 155V154H196ZM210 155V154H209ZM232 155V154H231ZM23 156L24 155H22V158H23ZM37 157L39 156V154L38 155H36ZM36 156H33L32 155V157H36ZM75 156V155H74ZM76 156H77V154H76ZM102 156V157H103ZM126 156H125V159H126ZM138 156V155H137ZM140 156V155H139ZM143 156H141V157H143ZM193 156H195V155H193ZM207 156V155H206ZM235 156V155H234ZM26 157H24L23 158V160L22 161H24V159L26 158ZM37 157H36V161H37ZM55 157V156H54ZM53 157V158H54ZM132 157V156H131ZM135 157V156H134ZM141 157H139L140 159H137V157H135V159H137V162L136 163H139V161L140 162H142L143 160H144V157L143 158H141ZM161 157V156H160ZM197 157V156H196ZM199 157V156H198ZM211 158H212V156H210ZM113 158V159H114ZM123 158H124V156H123ZM129 158V157H128ZM164 158V157H163ZM181 158V157H180ZM230 158V157H229ZM233 158V157H232ZM251 158V157H250ZM28 159H25V162H26V166H28L29 164V162H31V160L29 161ZM50 159V161H48L47 163H46V165L48 164L49 165V162L51 163V166L49 165L48 166V168L47 167H44L43 166V168H46V169H49L50 168V171H55V169L53 168V170L51 169V167H53L54 166V164H53V162H55L54 160H52L51 158H49ZM48 159V160H49ZM104 159V158H103ZM112 159V158H111ZM117 159V158H116ZM124 159V160H125ZM143 159V160H142ZM151 159V160H150ZM162 159V158H161ZM182 159V158H181ZM185 159V158H184ZM183 159V160H184ZM199 159V158H198ZM197 159V160H198ZM228 159V158H227ZM226 159V160H227ZM33 161V165H34V161H35V159H32ZM51 160H52V162H51ZM105 160V159H104ZM109 160H110V163H109ZM118 160V159H117ZM116 160V161H117ZM127 160V159H126ZM142 160V161H141ZM192 160V159H191ZM229 160V159H228ZM227 160V161H228ZM247 160V159H246ZM57 161V160H56ZM74 161V160H73ZM73 161L71 160V162L73 163ZM112 161V162H111ZM115 161V162H116ZM123 161V160H122ZM145 161V160H144ZM147 161V160H146ZM151 161V162H150ZM165 161V160H164ZM163 161V162H164ZM182 161V160H181ZM209 161L211 162V159L209 158ZM244 161V160H243ZM24 162V163H25ZM28 162V163H27ZM71 162H70V165H71ZM124 162V161H123ZM127 161H125V163H126ZM129 162H130V160H129ZM128 162V163H129ZM150 162V163H149ZM184 162V161H183ZM194 162H196L195 160H194ZM193 162V163H194ZM226 163V161H225V159H223L222 160V163ZM248 162V161H247ZM23 163V165H25ZM42 163H40L41 165H44V164H42ZM76 163V162H75ZM75 163H73V165H75ZM81 163V164H82ZM86 163V164H85ZM109 163V164H108ZM116 163H118V162H116ZM152 163H154V164H156L155 162H152ZM167 163V162H166ZM208 163V162H207ZM35 164H37V162H35ZM78 164H80V163H78ZM215 164V165H214ZM242 164H243V162H242ZM31 165V164H30ZM56 165V164H55ZM67 165V163H65V166ZM72 165V166H73ZM115 165H117V164H115ZM115 165H113V170H114V168L116 167ZM126 165V164H125ZM124 165V170H125V168H127V166H125ZM208 165V164H207ZM209 165H210V163H209ZM212 165V164H211ZM213 165L214 166H216L217 167V164L216 163H213ZM245 165H247V164H245ZM248 165H247V167H248ZM25 166V167H26ZM32 166V165H31ZM35 166V165H34ZM38 166V168H39V164L37 165ZM37 166L35 167V168H37ZM62 166H63V164H62ZM72 166L70 167V168H72ZM80 166V165H79ZM78 166V167H79ZM83 166H85V168L83 167ZM159 166H160V164H159ZM162 166V165H161ZM165 166V165H164ZM219 166H218V170L219 169H221V168H219ZM243 167H245L244 165H242ZM57 167V166H56ZM55 167V168H56ZM77 167V166H76ZM105 167V166H104ZM129 168H130V166H128ZM135 167V166H134ZM209 167H211V166H209ZM213 167V166H212ZM247 167H245V168H247ZM29 168V167H28ZM31 168V167H30ZM74 168V167H73ZM87 168V169H86ZM109 168H111L112 169V165L109 167ZM136 168V167H135ZM139 168V169H140ZM206 168V167H205ZM222 168H224V167H222ZM33 169V168H32ZM44 170V172L45 171H48V170ZM64 169V168H63ZM67 169V168H66ZM104 169V170H103ZM107 169V168H106ZM115 169H117V168H115ZM119 169H120V166H119ZM136 170L137 172L138 171H140V170ZM162 168H160L159 167V169H158V167H157V169L156 170H161ZM209 169V168H208ZM226 169V168H225ZM248 169V168H247ZM261 169L263 170V166L261 167ZM34 170V169H33ZM40 170V168L38 169V171ZM43 170H42V172H43ZM68 170V169H67ZM76 170H78L77 168H76ZM103 170V171H102ZM109 170V169H108ZM118 170V169H117ZM117 170H116V173H117ZM123 170V169H122ZM128 169H126L125 171H127ZM130 170V169H129ZM142 170V169H141ZM211 170V169H210ZM216 169H214V171H215ZM216 170L217 172H220L221 174H224L225 173V170ZM228 170V169H227ZM241 170V169H240ZM250 170V175H245L244 176V178H243V176H242V178H241V180H239V179H237V174L235 173V175L233 174H229V172H228V175H230V176H233V177H235L234 179L235 180H233L232 179V182H229L228 180H230L231 181V178H233V177H230L229 176V178H228V180H226V177H227V175H226V177H225V181H227L228 183H226L225 181H221L220 180V183H218L219 181H217L216 182V180L217 179H215V178H218L219 179V177H220V175L221 174H218V173H216L215 174V172H213V173H211L213 176H214V174H215V176L213 177L215 180H214V182H213V180H211V182H209L210 183V185L211 184H215V187H216V183L217 184H219V188H221V187H223V188H221L222 190H224V193H225V190H228V191H232L233 190V192L235 191V192H237L236 191V189H238L239 187L240 188H243V189H245L246 191H247V193L249 194H247L246 193V191L244 192V194L247 196H250V195H252V196H250V198L249 199H247V202H245V195H244V199H242L241 201L243 202V204L245 205H243L244 207H246V204L247 203H250V205L249 204H247L250 208H249V210L250 209H253V208H251V207H253L252 206V204L253 205H257V204H259L261 201H262V204L260 205V207L261 206H264V204H263V200L264 199H262V197L264 196V178H263V183L261 182V180H259V179H261V178H257V177H261V176H257L258 175V173H260V170H259V172H257V175L255 176V174H254V172L252 173V171ZM262 170H261V172H262ZM49 171V172H50ZM53 171V172H54ZM57 171H58V169H57ZM64 171H65V169H64ZM82 171V172H81ZM125 171H123V172H125ZM146 171H144V173L146 174ZM150 171H152V169L150 170ZM154 171H155V169H154ZM154 171H152V174H153V172ZM222 171L224 172V173H222ZM49 172H47V173H49ZM56 172V171H55ZM63 172V171H62ZM61 172V173H62ZM66 172V171H65ZM68 172V171H67ZM90 172H91V174H90ZM109 172V171H108ZM137 172H136V174L134 175V176H136L137 175ZM141 172V171H140ZM158 172V171H157ZM161 172V171H160ZM208 172H210L209 170H208ZM207 171H206V173H208ZM241 172V171H240ZM264 172V171H263ZM262 172V173H263ZM35 173H37L36 171L34 172V174ZM70 173V172H69ZM87 173V174H86ZM113 173H114V171H113ZM122 173V172H121ZM120 173V174H121ZM129 173V172H128ZM133 173V172H132ZM143 173V172H142ZM150 172L148 171V173H147V175L149 174ZM155 173V172H154ZM232 173H233V171H232ZM242 173V172H241ZM244 173H245V171H244ZM33 174V175H34ZM39 174V173H38ZM50 175L52 174V172L51 173H49ZM64 174H66V173H64ZM71 174V173H70ZM77 175H80V174H78V173H76ZM95 174V175H94ZM108 174V173H107ZM109 174H112V171H111V173L109 172ZM140 174V173H139ZM158 174V173H157ZM165 174V173H164ZM189 174V173H188ZM211 174H210V177H211ZM218 174V175H217ZM226 174V173H225ZM224 174V175H225ZM253 174V175H252ZM40 175H42V173L40 172ZM44 175V174H43ZM49 175V176H50ZM54 175V174H53ZM83 175V174H82ZM118 175V174H117ZM151 175V174H150ZM156 175V174H155ZM160 175V174H159ZM162 175V174H161ZM160 175V176H161ZM207 176H208V174H206ZM205 175V176H206ZM224 175H221V176H224ZM238 175H240V173L238 172ZM252 175V176H251ZM264 175V174H263ZM35 176V175H34ZM37 176V175H36ZM45 176H47L48 177V175L46 174ZM67 176H70V175H67ZM72 176V175H71ZM92 176H90L89 178L90 179H92ZM115 176V175H114ZM128 177H129V174L127 175ZM141 176V175H140ZM154 176V175H153ZM190 176V175H189ZM217 176V177H216ZM53 177H55V176H53ZM61 177H63V176H61ZM75 177H76V175H75ZM83 177H84V175H83ZM104 177V176H103ZM111 177V176H110ZM117 177V176H116ZM123 177H124V173H123ZM159 177V176H158ZM157 177V178H158ZM32 178V177H31ZM46 178V177H45ZM85 178V177H84ZM94 178V179H95ZM99 178V177H98ZM107 178V177H106ZM115 178V177H114ZM122 178V177H121ZM126 178V177H125ZM134 178V177H133ZM137 178H138V176H137ZM137 178H136V180H137ZM147 178V177H146ZM155 178V177H154ZM154 178H152V179H154ZM184 178V177H183ZM207 178V177H206ZM205 178V180H207ZM238 178H240V176L238 177ZM44 179V178H43ZM48 179V178H47ZM47 179H46V181H44V183H42V185L44 184H46L48 181H47ZM52 180V179H55V178H52L51 176L49 177V180ZM112 179V178H111ZM122 179H124V178H122ZM121 179V180H122ZM135 179V178H134ZM139 179H141V177H139ZM221 179H222V177H221ZM50 180V181H51ZM69 180V179H68ZM86 180H88V179H86ZM99 180V179H98ZM104 180V179H103ZM119 180V179H118ZM164 180V179H163ZM181 180V179H180ZM204 180V181H205ZM40 181V180H39ZM94 181V180H93ZM141 181V180H140ZM178 181H179V179H178ZM210 181V180H209ZM260 181V182H259ZM95 182V181H94ZM104 182H106L105 180H104ZM119 182V181H118ZM125 182V181H124ZM135 182H137V181H135ZM134 182V183H135ZM148 182V181H147ZM155 182V181H154ZM161 182V181H160ZM207 183H208V181H206ZM221 182H223V183H221ZM102 183V182H101ZM142 183L143 184H145L146 182H143L142 181ZM47 184H49V182L47 183ZM55 184V183H54ZM104 184H107V183H104ZM103 184V185H104ZM109 184V186H112V185H110V183H108ZM107 184V185H108ZM114 184V183H113ZM123 184V183H122ZM138 184H141V182H139ZM143 184H141L142 186H143ZM178 184V183H177ZM42 185H40V186H42ZM117 185V184H116ZM118 185H120V184H118ZM137 185V184H136ZM146 186H147V184H145ZM154 185V184H153ZM157 185H158V183H157ZM160 185H162V184H160ZM165 185V184H164ZM167 185V184H166ZM209 185V184H208ZM37 186V185H36ZM53 186V185H52ZM109 186H103V187H106V188H108ZM137 186H140V185H137ZM168 187V186H167ZM213 187V186H212ZM47 188V187H46ZM51 188V187H50ZM92 188H94V187H92ZM102 188V187H101ZM105 188V189H106ZM111 188V187H110ZM134 188V187H133ZM144 188H145V186H144ZM141 189V186H140V189L143 191H145V189ZM147 188V187H146ZM173 188V187H172ZM217 188V191H218V187H216ZM215 188V189H216ZM98 189H100V188H98ZM121 189V188H120ZM136 189V188H135ZM138 189V188H137ZM140 189H138V190H140ZM152 189V188H151ZM151 189H149V190H151ZM221 189H219L220 191H221ZM91 190V189H90ZM107 190V189H106ZM109 190V189H108ZM107 190V191H108ZM115 190H116V188H115ZM122 190V189H121ZM140 190V191H141ZM94 191V190H93ZM100 191V190H99ZM105 191V190H104ZM111 191H114V190H111ZM110 191V192H111ZM118 191V190H117ZM243 191V190H242ZM102 192V191H101ZM100 192V193H101ZM106 192V191H105ZM151 192V191H150ZM221 192H223V191H221ZM233 192H231L232 194H233ZM239 192H240V190H239ZM239 192H237L239 195H240V197H239V195L238 194H235V196L237 195V197L236 198H238L237 199V202L240 200V198H241V192L239 193ZM99 193V194H100ZM108 194H110L109 192H107ZM121 193H122V191H121ZM136 193V192H135ZM138 193H140V192H138ZM112 194L114 195L115 193H113L112 192ZM118 194V193H117ZM149 194V193H148ZM97 195V194H96ZM102 195V194H101ZM100 195V196H101ZM104 195H106V194H104ZM146 195V194H145ZM212 195V194H211ZM222 195V194H221ZM106 196H108V198H111V195H106ZM148 196V195H147ZM153 196V195H152ZM223 196H224V194H223ZM113 197V196H112ZM121 197V196H120ZM139 197V196H138ZM149 197V196H148ZM210 197V196H209ZM222 197V196H221ZM226 197V196H225ZM242 197H243V194H242ZM103 198V197H102ZM107 197L106 198H104V199H108ZM114 198H115V196H114ZM151 198V197H150ZM219 198H220V196H219ZM224 198V197H223ZM234 198V197H233ZM104 199H102V200H104ZM146 199V198H145ZM148 199V198H147ZM100 201H101V198L99 199ZM109 200H111V199H109ZM116 200V199H115ZM125 200V199H124ZM135 200H136V198H135ZM142 200V199H141ZM144 200V199H143ZM155 200H157V199H155ZM217 200V199H216ZM221 200V199H220ZM219 200V201H220ZM225 200H227V199H225ZM224 200V201H225ZM236 200V199H235ZM244 200V201H243ZM248 200H249V202H248ZM106 200H104V201H102V202H104V203H106L105 202ZM108 201V200H107ZM123 201V200H122ZM129 201V200H128ZM138 201V200H137ZM139 201H140V199H139ZM146 201H148V200H146ZM160 201H162V200H159V202ZM165 201V200H164ZM201 201V200H200ZM218 201V202H219ZM127 202V201H126ZM125 201H124V205H125V203H126ZM156 202V201H155ZM220 202H223V200L222 201H220ZM226 202V201H225ZM242 202H241V206H242ZM101 203V202H100ZM99 203V204H100ZM108 203H109V201H108ZM120 203V202H119ZM143 203V202H142ZM164 203H166V201L164 202ZM227 203V202H226ZM239 203H240V201H239ZM103 204V203H102ZM112 204V203H111ZM131 204V203H130ZM141 204V203H140ZM144 204V203H143ZM101 205V204H100ZM104 205V204H103ZM115 205H116V203H115ZM166 205V204H165ZM226 205V204H225ZM229 204H227V207H230V206H228ZM240 205V204H239ZM238 205V206H239ZM108 206H109V204H108ZM111 206V205H110ZM112 206H114V205H112ZM131 206V205H130ZM153 206H154V204H153ZM219 206H221V205H219ZM241 206H239V207H241ZM243 206L239 209L240 211H243L242 210V208H243ZM247 206V207H248ZM258 207H259V205H257ZM256 206V207H257ZM122 207H123V203H122ZM128 207V206H127ZM138 207V206H137ZM155 207H157V206H155ZM102 208V207H101ZM105 210H106V208L108 209V207H107V204H106V207H103ZM112 208V207H111ZM118 208V206H116V209ZM121 208V207H120ZM126 208V207H125ZM104 209H102V210H104ZM128 209V211H129V208H127ZM127 209H125V210H127ZM130 209H132L133 210V208L132 207H130ZM135 209V208H134ZM140 209V208H139ZM225 209H226V207H225ZM99 210V209H98ZM111 210V209H110ZM149 210V209H148ZM153 210V209H152ZM155 210V209H154ZM212 210V209H211ZM227 210H228V208H227ZM230 210H232V209H230ZM244 210H245V208H244ZM256 210V209H255ZM109 211V210H108ZM117 211V210H116ZM136 211V210H135ZM140 212H141V209L139 210ZM218 211H220V210H218ZM218 211H216V213L218 212ZM246 211V210H245ZM97 212V211H96ZM107 212V211H106ZM113 212H115V210L113 211ZM112 212V213H113ZM134 212V211H133ZM140 212H135L136 213V217L137 216H139V215H141V214H143L142 212H141V214H140ZM215 212V211H214ZM221 212V211H220ZM247 212V211H246ZM250 212V211H249ZM99 213V212H98ZM101 213H102V211H101ZM104 213V212H103ZM109 213V212H108ZM117 213V212H116ZM127 213V212H126ZM135 213H134V215L133 214H131L130 212H129V214H130V216L131 215H133L132 217L134 218V216H135ZM152 213V211L150 212V213H148L149 215ZM219 213V212H218ZM240 213V212H239ZM244 213V212H243ZM251 213V212H250ZM113 214H115V213H113ZM118 215H120V213H119V211H118V213H117ZM125 214V213H124ZM139 214V215H138ZM145 214V213H144ZM212 214V213H211ZM223 214H225V213H223ZM226 214H227V211H226ZM235 213H233V215H234ZM242 214V213H241ZM249 214V213H248ZM98 215V214H97ZM101 215V214H100ZM154 215V214H153ZM215 215V214H214ZM221 215V214H220ZM103 216V215H102ZM105 216H106V213H105ZM104 216V217H105ZM110 216H111V214H110ZM129 216V215H128ZM127 216V217H128ZM242 216H243V214H242ZM92 217H96V216H92ZM107 217H109V216H107ZM121 217V216H120ZM127 217H125V218H127ZM131 217V218H132ZM144 217V216H143ZM228 217V216H227ZM238 217V216H237ZM111 218V217H110ZM110 218H108L107 220H109ZM115 218H116V216H115ZM122 218V217H121ZM132 218V219H133ZM140 218H142L141 216H140ZM90 219V218H89ZM93 219V218H92ZM95 219V218H94ZM130 219V218H129ZM132 219H131V221H132ZM138 219V218H137ZM145 219H147V217H145L143 220H145ZM235 219V218H234ZM233 219V220H234ZM99 220V219H98ZM105 220V219H104ZM106 220V221H107ZM111 220H112V218H111ZM119 220V219H118ZM134 220V219H133ZM227 220V219H226ZM238 220V219H237ZM236 220V221H237ZM242 220V219H241ZM113 221H116L117 222V220H113ZM122 221L125 223V221L126 220H124V218L122 219ZM122 221H118V222H122ZM130 221V222H131ZM134 221H136V220H134ZM142 221V220H141ZM228 222H229V220H227ZM231 221V220H230ZM240 221V220H239ZM97 222V221H96ZM108 222H111V221H108ZM107 222V223H108ZM115 222V223H116ZM122 222V223H123ZM127 223V225H128V221H126ZM129 222V223H130ZM235 222V221H234ZM91 223V222H90ZM112 223V222H111ZM114 223V224H115ZM132 223H134V222H132ZM140 223V222H139ZM143 223V225L141 224V227H143V226H145L144 225V223L145 222H142ZM221 223V222H220ZM239 223V222H238ZM110 224V223H109ZM139 224V225H140ZM224 224L225 223H223L222 225L224 226ZM237 223L235 222V224L234 225H236ZM110 225H112V224H110ZM123 225V224H122ZM221 225V226H222ZM227 225V224H226ZM225 225V226H226ZM233 225V224H232ZM119 226V225H118ZM247 226V225H246ZM108 227V226H107ZM138 227L139 226H137L136 227V230L138 229ZM219 227H220V225H219ZM242 228V227H241ZM144 229V228H143ZM238 229V228H237ZM141 230V229H140ZM249 230V229H248ZM236 231V230H235ZM241 231V230H240ZM198 232V231H197ZM231 232V231H230ZM23 233V232H22ZM222 233V232H221ZM220 233V234H221ZM248 233H250V232H248ZM19 233H17V235H18ZM25 234V233H24ZM200 234V233H199ZM231 234V233H230ZM13 235V234H12ZM16 235V234H15ZM222 235H224L223 233H222ZM16 237H19V235L18 236H16ZM24 237V236H23ZM220 237H223V236H220ZM228 237V236H227ZM6 238V237H5ZM21 238H22V236H21ZM26 238H28L27 237V233H26ZM213 238V237H212ZM231 238V237H230ZM250 238V237H249ZM20 239V238H19ZM15 240V239H14ZM26 243H27V239H23ZM22 240V241H23ZM236 240L237 239H235V240H232V242L234 241V242H236ZM240 240V239H239ZM242 241V240H241ZM245 241H246V239H245ZM11 242H13V241H11ZM31 242V241H30ZM29 242V243H30ZM225 243V242H224ZM228 243V242H227ZM230 243V242H229ZM34 244V243H33ZM32 244V245H33ZM219 244H220V242H219ZM232 244V243H231ZM231 244H229L230 246H232ZM235 244V243H234ZM237 244V243H236ZM22 245H24L23 243H22ZM238 245V244H237ZM21 246V245H20ZM27 246V245H26ZM31 245H29V247H30ZM223 246V245H222ZM250 246V245H249ZM23 247V246H22ZM33 247V246H32ZM224 247H228V246H225L224 245ZM235 247V246H234ZM240 247H242V246H239V248ZM247 247V246H246ZM25 249H27L26 247H24ZM232 248H233V246H232ZM236 248V247H235ZM243 248H244V246H243ZM22 249V248H21ZM36 249V248H35ZM223 249V248H222ZM231 249V248H230ZM237 250H238V247L236 248ZM242 248H240V250H241ZM239 250V251H240ZM250 250V249H249ZM25 251V250H24ZM36 251V250H35ZM232 252H230L231 254L233 253V250H231ZM206 252V251H205ZM235 252H237V251H235ZM241 252V251H240ZM21 253V252H20ZM28 253H31V251H29ZM218 253V252H217ZM230 253H227V254H230ZM16 254H17V252H16ZM234 254V253H233ZM245 254H247V252L245 253ZM18 255V254H17ZM24 255V254H23ZM240 255H244V254H242V253H240ZM255 255H257V254H255ZM32 256V255H31ZM34 256V255H33ZM67 256V255H66ZM230 256H234V255H230ZM14 257H16V255L14 256ZM19 257V256H18ZM21 258H22V255L20 256ZM19 257V258H20ZM221 257V256H220ZM219 257V258H220ZM232 257H231V259H232ZM236 258H237V260L235 259V261H234V263L235 264H237V261H239V259L241 258L240 256H238V252H237V255L235 256ZM247 257H248V254H247ZM9 258V257H8ZM17 258V257H16ZM15 258V259H16ZM64 258H66V257H64ZM213 258H215V257H211V259H213ZM244 258V257H243ZM11 259V258H10ZM30 259V258H29ZM34 259H36V258H34ZM244 259H246V255H245V258ZM2 260V259H1ZM17 260H19L18 258H17ZM21 260H24L23 258L21 259ZM37 260V259H36ZM45 260V259H44ZM219 260V259H218ZM221 260V259H220ZM219 260V261H220ZM233 260V259H232ZM231 260V261H232ZM242 260V259H241ZM241 260L238 262V263H240L241 262ZM249 260H250V257H249ZM25 261V260H24ZM40 261H42V260H40ZM207 261V260H206ZM2 262V261H1ZM9 262V261H8ZM27 262V261H26ZM32 262V261H31ZM16 263V262H15ZM17 263L19 264V262L17 261ZM246 263H248V264H250V262L248 261V259H246ZM24 264V263H23ZM26 264H28V263H26ZM35 264V263H34ZM41 264H45V263H41ZM241 264V263H240Z\"/></svg>",
    "mask_w": 264,
    "mask_h": 264
}]
</instances>
